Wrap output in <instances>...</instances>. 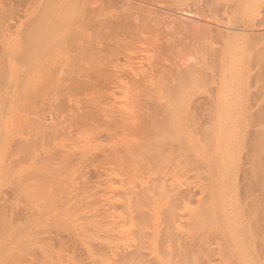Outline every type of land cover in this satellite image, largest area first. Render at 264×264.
Here are the masks:
<instances>
[{"label":"rangeland","instance_id":"rangeland-1","mask_svg":"<svg viewBox=\"0 0 264 264\" xmlns=\"http://www.w3.org/2000/svg\"><path fill=\"white\" fill-rule=\"evenodd\" d=\"M74 1H75V3H74ZM74 1L72 2L70 0L69 1L68 0H0V18H1L0 23L2 22L1 26H0V27H2V28H0V55L1 54L2 55L0 56V58L3 56V58H1L2 61L0 59V61H1L0 62V69H3V73L1 72L2 74L7 75V76H5L6 78H4L3 77L4 75L0 74V89H1L0 95H2V96H0V102H1L0 103V205L2 206V204L4 203L3 207L5 209L7 206L5 207L4 205H9V207L10 206L12 207V208L10 207L11 211H12L11 212L8 209H7L8 211L7 210L5 211L4 208L2 209L0 206V208L2 209L0 213L2 214L3 210L6 212V213L4 212L5 217L2 216L4 214L1 215L2 217H0V223H1L0 224V264H9V263H12V264L13 263L14 264H16V263L17 264H19V263L20 264H97V262L95 263V261H93V259L96 257V255H94V254H96L97 252H99L101 250L100 247H103V245L102 246L99 245L100 244L99 242L101 241V244H103L102 242H104V246H106V243L109 241V239L107 238V236L109 237V235H106V234L108 232H110V230H109L110 228L114 229L115 227H117L118 224L119 225L121 224V227L118 226L117 228L120 227L122 229H120V230H118L117 228L116 229L119 232L122 230V233H123V231H125L123 234L120 235V238H122L123 235L125 236L126 233H129V234L134 233V235L137 234L138 231H136V229L139 228L138 225L146 224L145 226H143L144 228L142 227V229L145 230L144 232L148 231L147 232L148 235L152 231L151 232V234H152L151 238H153V239L146 238L147 234L144 237L145 233H143V234L140 233L143 235V238H141L142 235L140 236L137 234V236H133V235L127 234L128 236L127 237L125 236V238H127V240L130 239L132 236V238L130 240H128V241L126 240L128 243H131V244H128L126 241L120 242L121 240H120V238H118V236H119L118 234H120V233H118L116 235L113 233L112 234V235H114L113 238L116 236L119 239V241L118 240L112 241L111 239H110L111 242L109 241V243L113 244L115 242L117 245L116 248L114 247L115 249L112 248L113 245H111V244H110L111 246L109 245L110 248L115 250V251H113L114 255L112 253H110L111 249L108 247L110 249V250H108V248L106 247L107 250L109 251V254H108L109 258H107L108 256L105 257V255H107L106 252H108V251L106 250L105 247H103L102 248L103 251L101 250L100 254H101V252L103 254L105 252V255H103V257L101 258L100 254L97 253V257H99V258L96 257L97 260L96 259H94V260L98 261V259L99 260L101 259L100 262H102V264H109L110 258H111V261L118 258V255H120L119 254L120 250L122 252L124 251L123 254L129 253L128 251H130L132 253H139L140 252L139 254H141V251L138 252L135 249L138 247V245L139 246L142 245L143 248H144V246H146V248H148L149 247L147 244L148 242H149V245L151 246V248L153 247V249H152L153 252H155V253H152V255L158 253V250H157V248H158L161 251V252H159L161 258H159V256L157 257V255L156 256L154 255L156 258L153 257V259L150 261L148 256H151V254H150L152 251L151 248L149 247V249L151 251L149 249H147L150 251V252L148 251V253H149L148 254L146 251V248H144V250H143V248L140 247L139 250L142 248L141 249V250H143L142 252L143 253L146 252V254L148 255L147 258L144 257L145 259H143V261L147 260L146 262H144V264L149 263L148 259H149L150 263L151 262L155 263V261H153V260L156 259V261H157L156 264H159L158 262H161L160 264H165L164 262L166 261L167 256H165L166 259H165V261H163L164 259H162V258H164V256H162V255L167 254L168 257L171 256L170 253L175 252L176 249H178L177 245L179 243L180 244L178 245V247L181 249L179 250L180 252H178V251L175 252L176 255H178V254L186 255V252L188 255L190 251L192 252L193 247H194L193 251H195V252H192V254L196 253V250L198 251L202 248H203L202 251H204L203 245H201V246L199 245V247H198L199 249H197L196 246H198V245H196V244H195L196 246L194 245V246H192V248H191V246L189 247V245H191L190 243H189V245H186L188 243L184 244V242L185 241L187 242V240L183 239L182 237H184L185 234L190 232L192 234L193 238L191 235H189L190 233L187 236L188 237L191 236L190 238L194 239L193 242L195 241V239L198 240L199 233H195L196 231H194V230L199 229L198 227H199L200 223L196 224V225H198L197 226L198 229H195L194 227H193L194 230L192 229L196 235L193 234V231L192 232L187 231V228L185 229V227L187 226L188 220H189V222L190 221L193 222V219L195 220L194 216L191 215L193 213L190 212V211L197 212L196 210L192 209L193 205H194L193 208L199 209L198 205L196 203H197V201L199 203V201H200L199 197H203V195H201L202 191L201 192L198 191V188L200 190L201 186H203V188H204V186L209 187L208 184L211 183V181H212V183H211L212 186H211V184H209L210 188H211V190L210 189L209 190L211 191L210 196H212V198L211 197L209 198V199H211V201H209V202L212 203V206L209 203V206H210L209 208H211V207L213 208L212 209L213 213L209 216V218L213 215L214 217H211L210 220H211V222H212V220H215V223H214V221L212 224L209 222L208 223L205 222L204 225H206V223L208 225L214 224L216 227L214 232L216 230H218V231H216V232H218L217 234H219V233H221V234H220V237L218 238L219 235L216 237L217 234L214 236V232H213L212 236L208 235L211 237V239H209L210 238L209 237V238H207V240H205L206 239L205 236H207V235H206V233H204L202 231V233H204L205 235L203 234V235L199 236V240L197 243H199V241L202 242L204 239L205 241H203V242L205 245H207L205 250L207 249V247L212 248L213 246H215L214 249L216 251L212 248L213 250H211V252L214 251L216 253L217 250L218 251L221 250L220 251V253L222 254L221 257L222 256L224 257L225 255H226V257H228L227 254L223 255V253H222V251H225V248H226V251L228 249V251H229L228 255H230L231 259H234L233 260L234 262L232 260H230L231 264H232V262L234 264L235 261H236L235 264H264V227H263L264 226L263 225L264 224V219H263L264 215L261 214L263 216L261 218V219H263V221H261L260 220L261 216H258L259 213H257V211L259 212L260 207H263L262 208L263 211L262 210L261 211L264 213V206H263L264 205V201H263L264 196L262 197V192H264V184H263L264 183V176H263V174H264V171H263V169H264V154H263L264 150L263 149H264V147L263 146L264 145H262L264 143L263 142L264 141V134H263L264 133L263 132L264 131V120L262 119V118H264V114H263L264 113V110H263L264 109V96H263L264 95V87L262 84V83H264V81H263L264 80V73H263L264 72V70H263L264 69V62L262 61V60H264V58H263L264 57V38H263L264 37V0H215V1L213 0L215 3H213L212 0H209V1H211V3L209 1L207 2V0H99V1H95V2L90 1L89 3H87L88 0H86V2H85V0H81V1L79 0V3H78V0H74ZM206 3L209 4V7H208V4L206 5ZM133 5L134 6L137 5L140 8H138V7H137L138 9H136V7L132 8ZM151 7H152V9H151ZM149 8L153 11H156V12L158 11L157 12L158 14L160 13L162 15L167 16V17H165L166 18L165 19V29H164L165 34L163 32L161 33V27L154 25L152 23L150 25V23L149 24L147 23L148 21L145 22L146 19L144 18L145 16H143L142 11L149 9ZM88 9H89V11H88L89 13H87V11H86ZM136 12H137V14H136ZM138 15H142V18H144V19H141V16H139L140 18H138L137 17ZM144 15H146V14H144ZM162 15H160V16L162 17ZM176 18H178V19L182 18L184 22L187 18H188L187 20L190 19L191 21L194 19L196 21V25L200 26V24H201V27L205 26L206 30L210 28L209 30L212 31L211 33H214V35L213 34H210V35H212L214 37L211 36V39H210V35L209 36H208V34L206 35V32L203 35L201 32V34H197V35H201L200 39H199V36H197L196 34L193 37V33H192L191 38H190L191 32H188L186 30L187 33H190V34H186V35H189L187 37L185 35L186 32L184 30L182 31V28L177 27L178 26L177 21H179V20ZM136 19H138V20H136ZM182 19H180V20H182ZM174 20H175V22H174ZM187 20H186V22H188ZM129 21H130V23H129ZM171 22L172 23L177 22V25L175 26V24H172ZM35 23H37L39 26H37V24H35ZM135 23H136V25H135ZM169 23H170V25H169ZM197 23H199V24H197ZM127 25H129V26H127ZM36 26L38 27V29ZM163 28H162V30H163ZM179 28L181 29L179 31H182V33H180L178 31V34H177V31H176V34H175V32H173V31H175V29L177 30ZM32 29L38 30V33H37V31L32 32ZM25 31H26V33L29 32V34L27 33L28 36H26ZM213 31H215V32H213ZM34 32H36V33H34ZM217 32H218V35L220 34L219 36L217 35L218 37L215 36V34ZM30 33L32 35H35V34L38 35L39 33H41L42 37L39 40L38 37L40 35H38L37 37L34 36L35 38H33V37H31L32 35H30ZM221 34H224L225 37L222 38L223 35H221ZM196 36L198 37V39ZM203 36H207L209 38H207V37L205 38ZM28 37L30 38V40ZM202 37H203V39H202ZM26 38H28L27 39L28 41L25 40ZM31 38H33L34 40L37 38V40L39 41L38 44L41 43L40 47L41 48L44 47V48L41 49L38 47L37 48L34 47L35 43H34V45L28 44L29 42H31V43L34 42V41H31ZM193 38H195V39H193ZM212 38H214V39H212ZM253 38L255 41L252 40ZM44 39L46 40V42ZM38 41H36V43ZM252 41L254 42V44L256 42V45L253 44V47L251 46ZM26 44H28V46ZM38 44H36V46H39ZM247 44H248V46H247ZM249 44H251L250 45L251 47H249ZM32 46L34 48H32L31 50L34 49L33 51L35 53L40 54V55L35 54L38 58L35 57L34 54H31V50L30 51L25 50V48L26 49L28 47L31 48ZM48 49H50V51H48ZM39 50H41V52ZM1 51H3V52L1 53ZM22 51H24V53H25V55L23 54L24 56L22 55V53H23ZM37 51H39L40 53H38ZM46 51H47V54H46ZM26 52H28V56H26L27 55ZM44 52H45V54H44ZM29 53H30V56H29ZM78 53H79V55H82L83 59L80 58L81 56H79V58H78ZM43 55H45V56H43ZM85 56H86V58H85ZM29 57H31V59L36 58L38 60L36 61L33 59L34 61L32 62V64L30 62L31 65H29V61H31V59ZM40 57H42L43 60ZM26 58L27 59L29 58V60H27ZM92 58L94 60H96V62L93 60V63H90V62H92L91 61ZM16 59H18V60H16ZM202 60H203V65L204 66L206 65V66L204 68V66L202 65L203 69H202V67L200 69L203 70L202 72L204 73L205 76L199 75V74H203V73L202 72L199 73L200 70H198L196 72H192L195 75V76H193V77H195V79H193V77L191 76L193 74L189 73V72H191L190 69L193 67V65H194V67L195 66L200 67ZM88 61H90V62L88 63ZM205 61H206V63H205ZM2 62H3V65H2ZM37 62H39V63H37ZM152 63H156L161 68V70H165V81L168 82V83L165 82V91H164L165 94H160V96H163L165 99L160 97L158 94H156V99H155V95H154L155 93L152 94V96H154L155 101H158L159 104H162V102H165L164 105H166V107L163 105L165 107V110L163 108H161V111L163 113H165L166 116L161 111H160L161 114H160V112L158 113L161 116H162V114L165 116V117L162 116L163 117L162 119H166V120H164L165 122H161L163 120L159 121L158 119H156L161 124L165 123L166 129H165V132H164V129H162L164 132V133L162 132V136L160 135L161 134L160 132L162 131L161 126H163L164 124L160 126L161 131L159 130V128H158V130L156 129L157 131H155L156 133L158 131H160L159 132L160 138L157 137L158 135L156 136V133L153 131L154 129L152 130L150 128L151 123H153V119L150 121L148 119L150 117V115H146L147 113L149 114V110H150V112H151V110H152V112H154L155 110L156 111L159 110V108H158L159 104L157 105L156 102H155L156 103L155 104L153 99L150 100L153 102L148 101V98H150V97H148L149 93L148 94L144 93V95H147V100L146 99L143 100L144 97H141L140 99L139 98L136 99V101L138 99H139L138 101H140L142 99L144 101V102L140 101L142 104H140V102H138V101L137 102L135 101L136 103H138L137 104L138 110H142L143 111L142 114L148 116V117H145V116L144 117L146 119H148L149 122H151V123L148 122L149 124L147 126L146 125L139 126L138 125L139 122H137L138 126L135 125L136 123L134 124V126L132 123L130 124L132 126H127V125L122 126L123 124L119 125L120 122H118V125H119L118 126L116 124L117 123L116 120H118V119L114 118V117L119 118L118 116L121 115L120 113H121L122 109L125 110V108L128 107V113H129L130 109H133L132 108L133 105H131V104L135 103V102H132L133 100H131V99L136 98V96L140 97L142 95V94L140 95V93L142 91H145V90H142V89H144V86L141 85L142 81L140 83L138 82V78L140 77L142 72H145L149 69V66ZM195 63H197V65ZM198 63L200 66L198 65ZM25 65L28 67L30 66L28 69H31V70L25 71V70H28ZM32 65H34V66H32ZM71 65H76L75 67L76 68L80 67L81 70L79 68L75 69L74 66H72V68H71ZM95 65H96V67H95ZM3 66H5V67H3ZM57 67H58V69H57ZM62 67H64V68H62ZM88 67L89 68L92 67V68L89 69ZM206 67L208 68V70L206 69ZM195 68H193V70H195ZM4 70H5V72L7 71V73H5ZM71 70L72 71L74 70V71L72 72ZM85 70H87V71H85ZM0 71H2V70H0ZM81 71H83V72L80 73ZM204 71L205 72L207 71V72L205 73ZM57 73H58V75H57ZM69 73H71L72 75H70ZM187 73L191 74L190 77H192V78L189 77L190 78L189 79L187 76H185ZM67 74H68V76H67ZM189 74H188V76H189ZM257 75H258V77H257ZM70 76H71V78H70ZM73 76H75V77H73ZM83 76H85V77H83ZM97 76H98V78H97ZM197 76H199L198 77L199 79L198 78L196 79ZM250 76H252V78ZM185 77L189 80L186 79V81H185V79H184ZM204 77H205V79H204ZM68 78H70V80ZM82 78H83V81H82ZM89 78H91V80H89ZM179 78L181 79V81H184V82L180 83ZM1 79L5 80L7 82H2ZM87 79L90 82L87 81ZM206 79H208V80H206ZM85 81H87V82H85ZM4 83H6V85H4ZM68 83H70V84H68ZM84 83H85V85H84ZM89 83L92 84V86L95 83H97V84H95L96 86H93V87H95L94 89L90 90V88H93V87L92 86L90 87ZM142 83H145V82H142ZM251 83H252V85H250ZM87 85H89L88 87H90V88H88L89 89L88 91H87ZM144 85H147V84L145 83ZM20 86H21V88H19ZM76 86H80L81 88H79V87L77 88ZM85 87H86V90H85ZM4 88H5V90H3ZM6 88H7V90H6ZM61 88L63 91L61 90ZM67 88H69V89H67ZM18 89H20V91H18ZM261 89H263V90H261ZM5 92H6V94H4ZM7 92L9 94H7ZM18 92L20 94L22 93L21 96L19 95ZM260 92H261V94H260ZM136 93H138V95ZM168 93H171V94H168ZM124 94H126V95H124ZM29 95H30V97H29ZM158 96H159V99L157 98ZM17 97H19V98H17ZM126 97H128V98H126ZM130 97H131V99H130ZM250 98H251V100H250ZM127 99L129 101L131 100L130 102H132V103H130ZM161 100H163V101L161 102ZM75 101H77V102H75ZM5 103H6V105H5ZM125 103L128 104V106L124 105ZM212 103H213V105H212ZM167 104H168V106H167ZM130 105H131V108L129 107ZM71 106H72V108H71ZM121 106H122V108H121ZM123 106H125V108ZM247 106H249V107H247ZM97 107H99V108H97ZM133 107L135 108V106H133ZM192 107H194V108H192ZM117 108L118 109L121 108V110H118V111H120L118 113H116ZM155 108H158V109H155ZM99 109H101V111ZM109 109H111V110H109ZM136 109L137 108H135L134 111ZM72 110H74V111H72ZM195 110L197 112H192ZM211 110H212V112H211ZM168 111H169V113H167ZM255 111L257 114L255 113ZM71 112H73V114ZM141 112H140V116H143L141 114ZM191 112L195 113V114L198 113V114H196L197 115L196 120L198 118L197 125L198 124L201 125V123H202L203 126L202 125L197 126L196 124L195 125L190 124L193 126L187 125L189 122L191 123V121H193V120L195 121V119L191 120L188 118L189 114ZM128 113H127V115H128ZM131 113H133V112H131ZM219 113H220V115H219ZM246 113H248V115H250L249 118L251 117L250 119L248 118V121L246 118V117H248V115ZM122 114L125 115L123 112H122ZM155 114H154V117L152 115H151V117L155 118L156 117ZM127 115H125V117H124L125 120H126V118H128ZM68 116L71 118L73 117V118L71 119ZM131 116L134 119L135 118L137 119L139 114L137 117L130 115V117ZM140 116H139V120H140V118H144V117H140ZM159 116H158V118H161ZM170 116H171V118H174L172 120V122H174L173 123L174 125L169 122L171 124V126H169V123H168L169 119L171 121V118H169ZM211 116H213V117L211 118ZM259 116L261 118H259ZM74 117H76V118H74ZM121 117L122 116H120V118ZM166 117H168V118H166ZM254 117L256 119H254ZM33 118L35 120L37 119L36 122H39L36 125L37 128H34L36 122L34 123L35 120ZM186 118L188 120H190V121H188V123H186L187 122ZM191 118H193V117H191ZM134 119H131V120L135 122ZM146 119H145V121H146ZM212 119H213V121H212ZM39 120L41 122H43L45 130L40 131V129L38 128V126H39L38 124H41ZM69 120H70V122H68ZM72 120L73 121L76 120L75 122L76 123L78 122V124L75 123V125H73L74 123L72 122ZM122 120H123V117H122ZM125 120H124V122H125ZM208 120H211L212 122L211 121L210 122L213 123L212 125H214V126L208 125V124H210V122H208ZM250 120H251V122H250ZM256 120H257V122H254ZM259 120H261V121H259ZM63 121H66L67 124H66V122H65V124H63L64 123ZM141 121H142V119H141ZM143 121H144V119H143ZM154 122H156V121H154ZM166 122L168 123V125L166 124ZM68 123H71V124H68ZM79 123H80V125H79ZM127 123H128V121H127ZM145 123L143 122V124H145ZM158 124H156L157 126L155 125L154 127H152V126L151 127L152 128L159 127ZM61 125L65 126V129ZM178 125H180V126H178ZM40 128H42V126ZM20 129L22 132L20 131ZM42 129H44V128H42ZM147 129H149V130L151 129L154 132L153 134H155V138L157 137L160 140L158 142L159 146L161 143L162 145H165V146L161 145V147L163 149H164V147H166L164 149L165 152H163V153H165L164 154L165 157H163L165 160V163H164V160L162 162L161 159H156L157 161L160 160L159 161L160 163L162 162L163 164H165L164 168H166V170H164V171L168 170V172H169L168 173L169 177L167 175V172L165 173L164 171H163L164 172L163 175L159 174L161 177L159 176L158 179L161 178V180H162L165 178L164 180H162L163 183L161 180H159V181H161V184H164L163 186H165L164 182H166V186H167V188H169V190H171L170 188H172L173 186L174 187L172 189H174L175 187L177 189L181 188L182 190L181 189L179 190L181 192H183V191L187 192L188 190H190L192 192V194L194 193L193 196L195 197V199L198 198L195 200L194 198H192L193 197L192 194L190 192H188V194H191L190 196H192L191 199H193V200L191 202L189 201L188 197H190V196L187 193H186V196H188V197L186 198V200H183L184 199L183 197H186V196H183L184 194L182 193L183 194L182 195L181 192H179V191H178L179 193H177L175 190L176 194L182 195V197H180L178 195V197L181 198L180 199L181 202H180V200H176V202L178 204H181L183 207L186 205L187 209H186V207H184L185 210H184V208L181 209L182 206L181 207L179 206V208H177V206H178L177 203H176L177 206L173 207V206H175L174 198L176 197V194L171 193V195H169V193H166V195H169V197L172 195L174 197V195H175L174 198L170 197L174 202V205L172 206L173 203H171L169 201L171 199L168 196H165L163 194L167 190L166 186H165L166 190L164 189L163 192H161L163 189L162 190L158 189L159 186L156 188L155 185H156V182L158 180L156 181L157 176L155 178L154 175H158V174H155L154 170H156V173H157V169L153 168L154 169L153 170L151 167V170L153 171L154 174L152 173V171L150 169L147 170V168H149V166H147V164L149 162H152V160L149 161V159L147 158L148 161L145 162V158H143L144 159L143 163H146V164H143L142 160H140V159H142L141 157H144V156H142L144 153H142L141 151H143L145 149V147H143V146L146 144L145 143L146 140L149 138H152V139L154 138V135L151 134L152 132H150V134L152 136L147 138V135L149 133V130H147ZM64 130H65V132H64ZM255 130H256V132H255ZM37 131H40L41 134L39 132L37 133ZM203 131L204 132L206 131V133H205L206 136L210 135V136H208L210 139H208V137H206V136H203V135H205L203 133ZM174 132H176V133L174 134ZM259 132L260 133L262 132V134H260ZM165 133H166V135H165ZM170 133L174 134V135H171ZM168 134L171 135L170 137H172V136L175 137V138H171V139H174V143L169 138ZM252 134L254 136H251ZM164 135H165L164 140H162ZM183 137H185V138H183ZM261 137H263V140ZM155 138H154V140L158 141V140H156L157 138L156 139ZM166 138L169 141V143L166 140ZM205 138H206V141H205ZM246 139L248 141L249 140L250 141L246 142ZM251 139L253 141H254V139H256L255 140L256 143L253 141L251 142ZM20 140L23 142V145L26 144L27 148H26V146L24 148L22 144L20 145V142H21ZM25 140L27 142H25ZM30 140L32 142L34 141V143H32ZM140 141L144 142V144L140 143L144 149L142 148V150H140V149L136 148V150L137 149L140 150V151H138V153L140 152V153H142V155H139L134 150L135 147L133 148L134 145L136 146L137 142H138L137 145L140 146L139 145ZM148 141L149 142L151 141L150 146L152 145L153 148L158 147V149H159V146H156L157 143H155L156 147H154L153 141L151 139H149V140H147V143H148ZM243 141H244V143H243ZM126 142H127V144L130 143L129 147L132 146V150L136 152V153L135 152L134 153L138 154V155L133 156V158L135 157L134 159L137 160L136 161V162H138L137 164H136V162L134 163L135 160L132 161V158L131 159L129 158V155H130V157H132L131 155H134V153L128 155L127 151L129 150V148L126 151V149H127V147L125 146V145H127ZM176 142H177V144H176ZM245 142H246V145H245ZM249 143H250V145H249ZM252 143H254V144H252ZM30 144H32V146ZM16 145H17V147H16ZM146 145L148 146L149 144H146ZM172 145H174V146H172ZM141 146L139 148H141ZM147 146H146V148H152L150 146H148V147ZM14 147L18 148L20 151L18 149H14ZM20 147H22V148H20ZM113 147H114V149H113ZM153 148H152V150H153ZM162 148L160 149L161 154H160V150L158 152L159 155H161V156L163 155L162 154ZM172 148L175 151H172L173 150ZM186 148L189 150H187ZM11 149H13V151H15L16 153L13 152ZM29 149H30V152L27 151ZM177 149H180V150H177ZM23 150H25V152ZM132 150H130V151L132 152ZM145 150H147V149H145ZM145 150H144V152H147ZM149 150H150L149 151L150 153L149 152H147V154L145 153V156L147 155V157L150 158L152 155V157H151L152 159H153V156H155L154 159L157 158V156H158V158H161L156 153L157 149H154L156 152L154 150L152 151L151 149H149ZM251 150H253L254 152ZM17 151H19V152H17ZM21 151H23V152H21ZM26 151L28 153H26ZM53 151H54V153H53ZM169 151H170V153H169ZM20 152L23 154H21ZM152 152H154V155L152 154ZM173 152H174V154H173ZM178 152H180V153H178ZM258 152L260 154H258ZM12 153H13V156L11 155ZM52 153L54 154V156L52 155ZM59 153H61V154H59ZM124 153H125V155L126 154L127 155L125 156ZM247 153H249V154H247ZM155 154H157V155H155ZM251 154L254 155V157ZM256 154H258V155H256ZM55 155H56L57 159L55 158ZM67 155L68 156L70 155L69 156L70 159H67L68 158ZM79 155H81V156H79ZM82 155H84V156H82ZM171 155H172V157H169ZM8 156H9V158H8ZM49 156L50 157L53 156L54 158H50ZM65 156H66V158H65ZM136 156H139V157L136 158ZM177 156H179L181 158L179 159ZM187 156H188V158H187ZM189 156H191V157H189ZM258 156H260L259 161H258ZM127 158L131 161H129ZM138 158H140V159H138ZM248 158L250 160H248ZM254 158H256V159H254ZM54 159H55V162L57 161V163L54 162ZM178 159H179V161H178ZM195 159H196V161H195ZM260 159H262V160H260ZM59 160L61 161V163L64 162L62 165H63V167L66 166L65 168L61 167ZM123 160H125V161L122 162ZM127 160L129 161L128 163H127ZM253 160H254V162H256V166L259 168H257V167L253 168V167H255L254 166L255 163L253 162ZM14 161H16V162H14ZM172 161L174 162V164ZM260 161L263 163L260 164L259 163ZM9 162H11V163H9ZM39 162H40V164H39ZM168 162H169V164H168ZM141 163H142V165H141ZM152 163H154V162H152ZM152 163H151V166H152ZM188 163H190V164H188ZM155 164L156 163H154V166H155ZM250 164H251V166H250ZM134 165H136V166H134ZM177 165H179V166H177ZM198 165L201 168H198ZM206 165H208V166H206ZM4 166H6V167H4ZM188 166H190V167L193 166V168L191 167L193 171L190 170L191 168ZM137 167H138V170H135V169H137ZM139 168H140V171H139ZM157 168H159V167H157ZM175 168L178 171L180 170L179 173L177 172V170ZM187 168L189 169L190 173H187L188 172ZM196 168H197V170H196ZM202 168H204V169H202ZM248 168L249 169L251 168V169L249 170ZM34 169H35V171L33 172ZM37 169H38V171H36ZM52 169L53 170L55 169L57 171H55V170L53 171ZM169 169H171V171ZM252 169L255 171L257 169V171L255 172V175L253 174V172H252L253 175L251 174ZM258 169L260 170L262 175L260 174ZM3 170H5V171H3ZM49 170L52 172L49 173L50 172ZM129 170L131 172H129ZM159 170H160V168H159ZM175 170H176V172H175ZM8 171H10V172H8ZM123 171H125V174L123 173ZM147 171H149V174ZM191 171H192V173H191ZM246 171L248 172L247 173L248 176L244 175V174H246ZM5 172L7 174H5ZM139 172L140 173L142 172V174H144V172L146 173V174H144L145 177H143L144 175L142 176L143 177L142 179H143V181H145V183L144 182L140 183V182H142V180H140L141 175L139 174ZM150 172L152 173L151 177L154 176L153 179L151 177L149 178V176H148V175H150ZM180 172H181V175H180ZM53 173L54 174L56 173V175H54ZM60 173H61V175H60ZM127 173H129V177H128ZM136 173H137V175H136ZM158 173H160V172L158 171ZM173 173H175V174H173ZM199 173H200V176H199ZM256 173H258V174H256ZM134 174L136 175L135 180H134V177H135ZM218 174H219V176H218ZM249 174H250V176H249ZM259 174L261 177L259 176ZM6 175L7 176L9 175V176L7 177ZM42 175L45 176L46 178L50 177V179L48 178L49 180H47V179L44 180L43 178H45V177H43ZM51 175H52V177H51ZM165 175L167 178L164 177ZM178 175H180V176H178ZM213 175H215V176H213ZM31 176L32 177L34 176V179ZM37 176H39V177H37ZM147 176H148V178H147ZM162 176H163V178H162ZM172 176H173V178H172ZM182 176H184L183 179H182ZM252 176H253V178H252ZM254 176H256V177L254 178ZM22 177H24L26 180ZM138 177L140 179H138ZM180 177H181V179H180ZM201 177H203L202 179H205V181L202 179L200 180ZM28 178H30L31 180H29ZM54 178H56V179H54ZM58 178H59V180H58ZM154 178H155V183H153ZM178 178L180 179L179 181H178ZM195 178H196V180H195ZM218 178H221V179L217 180ZM250 178H252V179H250ZM53 179L56 181L58 180L57 183ZM124 179H125V183L123 182ZM147 179H148V181L153 180V182L152 181L151 182L154 184V186H151L152 185L151 182H146ZM176 179H177V181H176ZM168 180H170V181H168ZM171 180L173 183H171ZM193 180L195 182H193ZM248 180H249V184H248ZM260 180L261 181L263 180L262 181L263 183ZM42 181H44V183ZM64 181H68L69 183L68 182L64 183ZM159 181L157 182L158 185L160 183ZM256 181H258L259 183H256ZM39 182H40V184H39ZM121 182L124 184H122ZM50 183L51 184L54 183V184L51 185ZM120 183H121V185H119ZM134 183H136V184H134ZM147 183H151L150 186H151V189L152 188L153 189L152 190L150 189L148 191L151 192V194H152V196H154V198H152L151 194L148 195V193H150V192H148L147 194L145 193L147 191V189H149V187H150V186L149 187L147 186L148 185ZM183 183H184V185H183ZM185 183H188L189 185H187ZM194 183H195V185H194ZM202 183H203V185H201ZM125 184H128L129 186H127ZM140 184H141V186H140ZM161 184H160V186H161ZM205 184H207V185H205ZM256 184L257 185L261 184V185L257 186ZM30 185H31V187H30ZM41 185H42V187H41ZM123 185H125V187L127 186L128 187V188L126 187L127 189H129V187L131 186V188L129 190H132V192L130 193V191H126L127 189L125 190V188L124 189L122 188L120 190L121 187H119V186H123ZM132 185H134V187ZM135 185H137L136 188H135ZM143 185L144 186L146 185L145 188H147V189H145L146 191L141 190L145 193L144 194L142 192L141 197L143 195H145V196L147 195V198H145V199L148 200V198H149L148 196H150L152 199V200H149L147 202L148 203L150 202V205H151L150 209L152 208L153 210H147L149 208H146V207H149V205H146V203H145L146 207H144V205H143V207H144L143 209H145V211L147 210V213H150V215H152V217H153V219H152V218H150L151 216L150 217L148 216L147 219H150V220H147V221H146V219L143 218V216H144L143 213H145V211L142 209L141 212H139V210H138V209L142 208V206H140V205H142L143 202H146V201L144 198L143 199L138 198V197H140L141 191L139 193V196H137V194H136V193H138L139 189H141V188L144 189ZM249 185L251 187H249ZM14 186H15V188H14ZM25 186L28 188H23ZM38 186L41 187L42 190L45 191V193H44V191L40 190L41 188L38 189L37 188ZM60 186H61V188H60ZM195 186H196V189H195ZM252 186L258 187V189L255 187H254L255 188L254 189ZM259 186H261L263 188H261ZM44 187H45V189H44ZM77 187H79V188H77ZM161 187H159V188H161ZM217 187L219 188V191H218ZM34 188H36L37 190ZM259 188H260V190H259ZM26 189H28L29 191H26ZM46 189H48V190H46ZM63 189H64V191H62ZM114 189H115V191H114ZM118 189L120 191H117ZM136 189H138V191ZM154 189L155 190L158 189L159 191L155 192ZM247 189H248V192L245 193V191H247ZM13 190H14V192H13ZM15 190H17V191H15ZM55 190H56V193H55ZM88 190H89V193H88ZM122 190H124V191H122ZM133 190L135 191L136 195L134 194ZM242 190H244V191H242ZM34 191H36L35 195L33 193ZM97 191H99L100 194ZM105 191H107V192H105ZM111 191H112V193H111ZM6 192H7V194H6ZM52 192H53V194H51ZM77 192H79V193H77ZM154 192H155L156 196L154 195ZM159 192H161L160 194H162L163 197H161ZM167 192H171V191H167ZM95 193H97V194H95ZM119 193H120V195L121 194L122 195L119 196ZM124 193L126 195L128 193H130V195L131 194L135 195L138 198V200L135 199V197H133V198L135 200H137V204H139L138 203L139 199H141L142 201L144 200V201L143 202L141 201V204H139V206L136 204L139 207L138 208L135 205L136 201L134 202V199L132 198V196H131V198H132V201H131L129 199L130 198V195H129L128 200H130L134 204L131 202H129V203L132 204L131 206L135 205L136 208L131 207V206H129L130 204L128 205V203H126V201H128V200L127 199H126V201L124 200V198H123ZM242 193L243 194L245 193V194L243 195ZM12 194L13 195L16 194V195H14L15 197H13ZM207 194L209 195L210 193H207ZM71 195L74 197H72ZM77 195H79V196H77ZM96 195L97 196L99 195V196L97 197ZM126 195H125V197H126ZM27 196H28V198H27ZM53 196L54 197L56 196V197L54 198ZM87 196H88V198H87ZM95 197H96V199L100 198L102 200V202H101L100 199H97L99 202H101V204L102 203L107 204V205L104 204V205H106L105 209H104V205L102 208L100 203H99L100 206L96 204V201H95L96 199H94ZM120 197H122L123 199H121ZM167 197L169 198L168 201H167ZM17 198H19V199H17ZM85 198H87V199H85ZM109 198L110 199L114 198V199H111L112 200V202H111L109 200ZM119 198H120V200H119ZM160 198H162V200ZM206 198H208V196H206ZM256 198L258 199V201L256 200ZM34 199L36 201H34V203H33ZM37 199L39 200L38 202H37ZM106 199H108L107 202H105V201L103 202V200H106ZM24 200H26V201L24 202ZM28 200H30V201H28ZM80 200H81V202H80ZM165 200L167 201V205L171 203V205H169L168 207H173V209H181L183 211H181V210H176V211L174 210L173 211V209H171L173 211V212H171V210H169V208L167 207L166 204L163 205L164 203H166ZM251 200L254 201L256 204L251 202ZM7 201H8V203H7ZM76 201H78L79 203ZM88 201L90 202V205L92 204V206H94V203H95L96 207L99 206V207H97V209L100 210V208H102L103 211L107 210L110 212V210L114 207L113 209H115V210H113V209L111 210V211H114L113 215L111 212L112 216H114L115 211L118 209L117 210L118 213L116 212L115 220H114L115 216L113 218L112 217L107 218V220L109 219V221L113 220L115 225H116V223H118V221H120L119 219L121 217H117V215L119 216L120 212L122 214L123 209L121 210V207L122 208L126 207V209H127L126 211L128 212L127 216H130V214H131V216L129 218H125L124 215L126 213L124 214V212H123L122 218L124 220H122V223H123V225H125L126 223L124 224V222L127 219H129V220H127L128 224H126V226L127 225L128 226L127 227L125 226V229H124L123 228L124 226H122V223H118L113 228V227H111V224L108 223L110 225V227H107V224H106L107 220L105 218L107 216H110V215H108L107 214L108 212L105 211L106 213L104 212V214H107V215H106V217H105V215H102L103 218L105 219V220L102 219V221L104 220V222L106 224V226H104V228L106 227V229H108V230H107V232L101 233L102 231H106V229H103V225H102L103 230L101 232H97L98 229L96 230L95 227L97 228L99 226L98 225L99 223L96 222V224H93L90 226L88 224H86V221L90 216L89 215L90 210H89V212H86L90 208V206L87 205V204H89ZM93 201H95V202H93ZM108 201L112 204L111 206H113V207L109 206L110 203ZM188 201L190 202V204ZM259 201L261 202V204H263L262 206H261V204H259ZM73 202L76 204H74ZM122 202L124 203V205L126 203V205L124 207L121 204ZM185 202H187V203H185ZM219 202H221V203L219 204ZM247 202H248V204H247ZM29 203H30V205H29ZM65 203L67 206L65 205ZM81 204L82 205L84 204L83 205L84 207H86V205H87V207L89 206L88 209H87V207L84 208V209H86L84 211L86 214V218L88 215V218L86 219V221H84L85 224L82 221L83 218H85V215L82 214L84 212L81 211L82 212L81 213L80 210H79V213L84 215V217H80V218H82V220L80 218L76 219V221L72 220L74 218H78L76 216L80 215V214L76 215V214H78L76 212L78 210H76L75 211L76 213L74 214V210H75L74 208L77 209V208L81 207L82 206ZM258 204L260 205L259 209L256 210V208H258V207H256L254 209L253 207L257 206ZM38 205H39V207H38ZM44 205L46 206V208ZM115 205H117V206H115ZM161 205H163V206H161ZM200 205H199V207H200ZM48 206H50V207H48ZM77 206H79V207H77ZM155 206H156V209H155ZM160 206L162 208L163 207L165 208V206H166L167 210H169L172 213L171 217H168L170 215L167 214L168 212L166 211V208L161 209ZM69 207L74 209L72 212L73 214L70 213L71 216L72 215H75V216H72V217L70 216V218L68 217V219H67L66 218L67 215H65V212L66 211L69 212V210H66V208L68 209ZM96 207H94V208L96 209ZM116 207H118V208L116 209ZM71 208H70V210H71ZM108 208L109 209L111 208V209L108 210ZM129 208H131L132 210H133V208H134V210L136 209V211H135L136 215H134L135 212L130 210ZM244 208L247 210L246 213L243 212ZM248 208H250L249 211H248ZM251 208L254 209L252 211L256 210V212H251V215L249 213L250 217H247L248 216L247 214H248V212H250ZM40 209H42V210H40ZM43 209L44 210L45 209H47V210L51 209V210L48 212V214L44 215ZM81 209H82V207H81ZM219 209H221V210H219ZM64 210H66V211H64ZM160 210H162V211H160ZM163 210H165L167 215L163 213ZM41 211L43 212V214H41L42 213ZM92 211L94 213L93 209H92ZM92 211H91L92 216L95 214H99V216H100L101 212L98 213V211H96V213L93 214ZM103 211H102V213H103ZM124 211H125V209H124ZM142 211H144V212L142 213ZM151 211H155V212H151ZM261 211H260V213H262ZM8 212H9V214H8ZM35 212L37 213V215ZM39 212H41V213H39ZM63 212H64V214H63ZM170 212H169V214H171ZM174 212H176L175 214L178 213L177 215H181L182 218L177 217V215H176V217L179 218L180 220L182 219L181 222L178 219V221L180 223H182V222L185 223V227H183V229L181 228L183 225L180 227V225H178L179 224L178 221L174 222V220L177 219V218H175V215L173 216ZM181 212L184 213L183 216L186 214V212H188V215L190 214L191 216H193L192 220H190L191 217H189V219H188V217H187L188 215L186 214L185 217H187V218L184 219V221H185L184 222L183 221L184 217L182 216V214H180ZM195 212H194V214L196 216L197 213H195ZM137 213L138 214L140 213L139 215L141 216V218H143V220L146 221L145 223L143 221L141 223V218L138 219L139 216L136 217L138 219L137 223H141V224H137L134 222V221H136V218H134V217L138 215ZM147 213H145V214L149 215ZM159 213H161V214L163 213L164 216L165 215L167 216V219L169 218V221L166 220L167 223H169L171 221L173 222L172 224L178 223V224L172 225L173 227L175 226V228L177 227L176 228L177 231L175 230V228L173 229L174 231L172 230L173 232H176V235H179V232H184L185 230L187 231V232H184L185 234L180 233V234H182V237H181V235L179 237H181V239H183V241L181 240V242H178L177 239L179 237H176L175 235H174V237H176V239L174 237L171 238V236L173 234H175L172 232H171L172 233L171 236L168 235L171 238L170 240H168L169 238L167 240L163 239L164 237L161 238L164 235L162 233H163V231H165L164 228H165V225H167V223H166V221L164 222V220H161V221H163V223H166V224L164 225L162 223L163 226L157 225L160 223L159 219L161 218V216H160L161 214L158 215ZM210 213H211V211H210ZM255 213L257 214L256 216H255ZM6 214H8L9 217H7ZM55 214H57L58 216H55ZM66 214L70 215L69 213H66ZM121 214H120V216H122ZM132 214L134 215L133 217H132ZM222 214H223V216H222ZM224 214L226 215V217ZM64 215H65V217H64ZM82 215H80V216H82ZM245 215L247 218L245 217ZM52 216H53V218H52ZM99 216L96 217L97 219L95 217L93 218V223H95L94 219L98 220V218H101ZM257 216H258L259 221L261 223L259 221H257L258 220ZM173 217L175 219H173ZM253 217H255L256 220H254L255 218H253ZM2 218L4 221L1 220ZM5 218H8L7 221H10V224H8V225L6 224ZM165 218L163 217V219H165ZM225 218H226V220H225ZM64 219H66V220H64ZM90 219H92V217H90L89 220ZM132 219H134V220L132 221ZM156 219H158V220H156ZM186 219H188V220H186ZM109 221H107V222H109ZM150 221H152V222H150ZM251 221H253V222H251ZM104 222H102V223H104ZM110 222H112V221H110ZM91 223L92 222H90V224ZM132 223H134L135 225L137 224L138 227L136 228L135 225H131ZM147 223H148V225H149V223L150 224L152 223V225H153L152 230L150 229L152 227V225H151V227L149 225L150 228L146 229V227L148 226ZM247 223L251 224L254 229L253 228L251 229V227L248 228ZM2 224H5V226H3ZM81 224H82V226L88 225L89 227L84 226L85 227L84 228L81 226ZM188 224L190 225V223H188ZM258 224L260 225L259 226L260 229L258 226H256ZM261 224H262V226H261ZM94 225H96V226H94ZM189 225H188V227L190 230L191 227ZM204 225L202 223L200 224L201 227H204ZM214 225H213V227L212 226L211 227L208 226V227H210L211 229H214ZM225 225L226 226L230 225V226L226 227ZM251 225H249V226H251ZM92 226L94 227L95 230L91 229V228H93ZM131 226H133V227H131ZM160 226L164 227L163 228L164 230L162 228H160ZM168 226H170V225L168 224ZM168 226H166V227L169 229H167V228L166 229L170 232V227H168ZM129 227L131 230L130 229L128 230ZM157 227H158V229H157ZM208 227L206 228V226H205V228H203V230L208 229V231H209ZM257 227H258V229H257ZM179 228H181V229H179ZM224 228H225V230H224ZM116 229H114V230H116ZM133 229H135V230H133ZM200 229L202 230V228H200ZM89 230H90V232H89ZM132 230L136 231V232H133ZM139 230H141V228ZM158 230H159V232H160V230L162 231V232H160L161 234L157 233ZM181 230H183V231H181ZM99 231H100V228H99ZM129 231H131V233ZM168 231L167 232L165 231V232L168 233ZM200 231L198 230V232H200ZM208 231H206V232H208ZM210 231H212V230H210ZM260 231H262V232L259 233ZM111 232H115V231L111 230ZM141 232H143V231H141ZM253 232L255 234L252 236L251 234H253ZM104 233H106V234L104 235ZM156 233H157V235H155ZM158 234H159V236H158ZM112 235L110 234V236H112ZM194 235H195V237L197 236V238H194ZM231 235L233 236L234 239H232ZM250 235H251V237H250ZM221 236H223V239ZM230 236H231V238H230ZM116 237H115V239H116ZM137 237L141 238L142 240L145 238V241L147 239L148 242L145 245H143L145 243V241L143 242L141 240V242H143V243L140 242L138 244L139 238L136 239ZM166 237H167V234H166ZM212 237H214V239ZM106 238L108 239L107 242L105 241V240H107ZM109 238H112V237H109ZM201 238H203V239L200 240ZM123 239L124 238H122V240ZM155 239H158V240H155ZM172 239H175V241H177V243H178L177 245L174 243L176 247L174 245H172L171 242H175L174 240L172 241ZM192 239H191V241H192ZM215 239H216V242H213V241H215ZM221 239L223 240V242H221L222 241ZM246 239H248V240H246ZM258 239H259V241H258ZM165 240H166V242L169 241V243H171V244L169 245V243H166ZM178 240L180 241V238ZM218 240H219V242H218ZM255 240L258 243H260L261 241L263 242V243L261 242V245L263 244V249H262V247H260L262 249L261 251H259V250L257 251V249H259V248H257L258 243H256L257 245L254 243ZM157 241H159V243L161 242L165 248H167L166 246L168 245L170 248L167 251H169L170 253L163 251V249H160L162 247L161 243L159 245L161 247H157L156 245L159 244ZM207 241L211 243V246H208V244L210 245V243H207ZM231 241H232V243H231ZM245 241H247V244ZM118 242H119V244L123 243L122 246L118 245L117 244ZM193 242H191V243H193ZM125 243L127 245H125ZM134 243L138 244L136 248H133V250L136 252L131 251L132 247H130V246L128 247V245H131V246L136 245ZM212 243H215V244L212 245ZM222 243L226 244V247H225V245L223 246L225 248H223L221 246ZM200 244H202V243H200ZM124 245L127 247H125ZM154 245H155L156 249L154 248ZM182 245L184 246V248L188 249V251L186 249H184L186 251V252H184ZM234 245L235 246L238 245V249ZM217 246H218V248H219V246H221V247L219 249L218 248L216 249ZM252 246L254 247V249ZM172 247L173 248L175 247V248L173 249ZM246 248H248L250 253H248L249 251L247 252V250H245ZM170 249H173L175 251H172V250L170 251ZM255 249H256V251H254ZM154 250H156L157 253ZM181 250H183V251H181ZM10 251H12L14 256H15V252L17 254L18 253L22 254V256L21 257L19 256L20 258L18 257V259H16L17 261L12 260V259H14V258H12L8 263V262H6L7 259L5 260V258L8 257L7 254H9ZM91 251L94 253V254L92 253L93 254L92 256L90 255ZM177 252H178V254H177ZM200 252H201V250H200ZM208 252L209 251H207V253ZM257 252L260 253L259 255H261V256L263 254V257L258 256ZM117 253H118V255H117ZM197 253L199 254V252H197ZM204 253L206 254L205 251H204ZM13 254H11V255H13ZM115 254L117 255V257L115 256ZM129 254H131V253H129ZM146 254H141V256L142 255L144 256ZM173 254H172V258L171 257L168 258L167 261L172 259V261L174 260L177 262L179 260L180 257L177 260V259H175L176 256H173ZM192 254H191V256H192ZM205 254H201L204 256V257L202 256L204 260L202 259L201 255H198V257H196V254L193 255V258L198 259V261L194 260L195 262L192 261L193 260L192 257L188 258L187 255H186V257L188 258V260L192 259L190 264H217L221 259L220 255L218 253H216L215 255L213 253H210V255L212 254L211 257L213 255L214 256L217 255L216 261H218V262H216L215 260L212 261L215 258L213 256V259L211 260V258H209L210 255L208 257V259H209V261H208L207 257H206L207 254L206 255ZM125 255H127V254H125ZM93 256H95V257H93ZM121 256H123V255L121 254ZM9 257L11 258V256H9ZM104 257L106 258V260H104L105 259ZM218 257H220V258H218ZM258 257H261L262 260L260 261L259 259H261V258H258ZM150 258H152V256ZM181 258L183 260L184 257H181ZM187 258H185V259H187ZM102 259H103V261H102ZM205 259L207 262L205 261ZM12 261H14V262H12ZM104 261H106V262H104ZM185 261H183V262L178 261L177 264L178 263H185ZM100 262H99V264H100ZM112 262H113L112 264H114V261H112ZM170 262L171 261H169L168 264H171ZM176 262H175V264H176ZM187 262L189 263V261H187ZM221 262H222V260H221ZM224 262H226V258H225V260H223V263ZM223 263H221V264H223ZM230 263L226 262L225 264H230ZM172 264H174V263L172 262Z\"/></svg>","mask_w":264,"mask_h":264},{"label":"bare ground","instance_id":"bare-ground-1","mask_svg":"<svg viewBox=\"0 0 264 264\" xmlns=\"http://www.w3.org/2000/svg\"><path fill=\"white\" fill-rule=\"evenodd\" d=\"M68 1H69V0H68ZM70 1L73 2L74 0H70ZM80 1H81V0H80ZM90 1H94V2H95V1H99V0H88L87 3H89ZM208 1H209V0H207V2H208ZM214 1H215V0H214ZM214 1L212 0L213 3H215ZM85 2H86V0H85ZM209 2L211 3V1H209ZM74 3H75V1H74ZM78 3H79V0H78ZM213 3H212V4H213ZM207 4H208V3H206V5H207ZM216 4H217V3H216ZM216 4H215V5H216ZM77 5H78V4H77ZM87 5H88V4H87ZM87 5H86V6H87ZM123 5H124V4H123ZM131 5H132V4H131ZM86 6H85V7H86ZM129 6H130V5H129ZM210 6H211V5H210ZM213 6H214V5H213ZM213 6H212V7H213ZM127 7H128V6H127ZM133 7H134V8L136 7V9L140 8V7H138L137 5H136V6L133 5L132 8H133ZM137 7H138V8H137ZM142 7H143V6H142ZM146 7H147V6H146ZM208 7H209V4H208ZM80 8H81V7H80ZM143 8H144V7H143ZM141 9H142V8H141ZM151 9H152V7H151ZM151 9L149 8V9H146V10L142 11L143 16H145L144 18L146 19L145 22L148 21L147 23H148V24L150 23V25H151V23H152V24H154V25H157V26L161 27V33L163 32V33L165 34V32H164V31H165V30H164V29H165V19H166L165 17H167V16L162 15V14H160V13L158 14V13H157L158 11L156 12V11H153V10H151ZM83 10H84V9H83ZM125 10H126V9H125ZM131 10H132V9H131ZM86 11H87V13H89V12H88L89 9L86 10ZM145 11H146V12H145ZM81 13H82V12H81ZM121 13H122V12H121ZM124 13H125V12H124ZM129 13H130V12H129ZM136 14H137V12H136ZM136 14H135V15H136ZM144 14H146V15H144ZM80 15H81V14H80ZM85 15H86V14H85ZM123 15H124V14H123ZM132 15H133V14H132ZM160 15H162V17H161ZM125 16H126V15H125ZM139 16H141V19H144V18H142V15H138L137 17L140 18ZM179 16H180V15H179ZM123 17H124V16H123ZM131 17H132V16H131ZM163 17H164V18H163ZM177 17H178V16H177ZM178 18H179V17H178ZM178 18H176V19H178ZM0 19H1V18H0ZM123 19H124V18H123ZM125 19H126V18H125ZM180 19H182V18H180ZM180 19H178L179 21L176 20V21L178 22V26H177V27L182 28V31L184 30V31L186 32V30H187L188 32H191V34H190V33H187V32L185 33V35H186V34H190V38H191L192 33H193V37L195 36V34H196V35H197V34H201V32H202L203 35L205 34V32H206V35L208 34V36H209L210 34H213V35H214V33H211L212 31L209 30L210 28L206 30V29H205V26L202 25V26L204 27V28H203V27H201V24H200V26H199V25H196V21H195L194 19H193L192 21L189 19L191 22H190L189 20H187L188 18L186 19L188 22H186L185 19H184L185 22L183 21V19H182V20H180ZM85 20H86V19H85ZM136 20H138V19H136ZM0 21H1V20H0ZM127 21H128V20H127ZM171 21H172V20H171ZM197 21H198V20H197ZM124 22H125V21H124ZM172 22H173V21H172ZM172 22H171V23H172ZM174 22H175V20H174ZM177 22H176V23H172V24H175V26H176V25H177ZM1 23H2V22H1ZM1 23H0V26H1ZM129 23H130V21H129ZM133 23H134V22H133ZM166 23H167V22H166ZM35 24H37V23H35ZM125 24H126V23H125ZM197 24H199V23H197ZM129 25H130V24H129ZM129 25H127V26H129ZM135 25H136V23H135ZM169 25H170V23H169ZM2 26H3V25H2ZM31 26H32V25H31ZM31 26H30V27H31ZM37 26H39V25L37 24ZM37 26H36V27H37ZM32 27H33V26H32ZM36 27H35V28H36ZM133 27H134V26H133ZM163 27H164V28H163ZM166 27H167V26H166ZM168 27H169V26H168ZM0 28H2V27H0ZM35 28H34V29H35ZM122 28H123V27H122ZM124 28H125V27H124ZM129 28H130V27H129ZM162 28H163V30H162ZM180 28L177 29V30L175 29V31H173V32H175V34H176V31H177V34H178V31L181 30ZM37 29H38V27H37ZM131 29H132V28H131ZM215 29H216V28H215ZM26 30H27V29H26ZM28 30H29V29H28ZM127 30H128V29H127ZM173 30H174V29H173ZM29 31H30V30H29ZM33 31H37V33H38V30H33V29H32V32H33ZM182 31H179V32L182 33ZM199 32H200V33H199ZM203 32H204V33H203ZM207 32H208V33H207ZM213 32H215V31H213ZM25 33H26V31H25ZM27 33L29 34V32H27ZM27 33H26V36H28ZM34 33H36V32H34ZM34 33H33V34H34ZM183 33H184V32H183ZM224 34H225V33H224ZM224 34H221V35H223L222 38L225 37ZM30 35H32V34L30 33ZM38 35H40V36L38 37V39L40 40L41 37H42V35H41V33H39ZM38 35L35 34V35H32L31 37L35 38L34 36L37 37ZM183 35H184V34H183ZM217 35H218V32L215 34V36H217ZM219 35H220V34H219ZM219 35H218V36H219ZM174 36H175V35H174ZM186 36L188 37L189 35H186ZM197 36H199V39H200L201 35H197ZM197 36H196V37H197ZM211 36H212V35H210V39H211ZM218 36H217V37H218ZM29 37H30V36H29ZM29 37H28V38H29ZM203 37L206 38L207 36H203ZM203 37H202V39H203ZM212 37H214V36H212ZM28 38H26L25 40H27ZM33 38H31V41H34V42H32V43L29 42L28 44H30V45H34V43H35V46H34V47H36V48H37V47H38V48H41V47H40L41 43L38 44L39 41L37 40V38H36L35 40H34ZM207 38H209V37H207ZM255 38H256V37H255ZM263 38H264V37H263ZM193 39H195V38H193ZM197 39H198V37H197ZM202 39H201V40H202ZM212 39H214V38H212ZM29 40H30V38H29ZM44 40H45V39H44ZM249 40H250V39H249ZM252 40L255 41L254 38H253ZM27 41H28V40H27ZM36 41H38V42L36 43ZM42 41H43V40H42ZM212 41H213V40H212ZM253 41L251 42L252 45L249 44V47H251V46L253 47V44H254ZM258 41H259V40H258ZM40 42H41V41H40ZM43 42H44V41H43ZM45 42H46V40H45ZM239 42H240V41H239ZM243 42H244V41H243ZM229 43H230V42H229ZM248 43H249V42H248ZM257 43H258V42H257ZM28 44H26V45L28 46ZM36 44H38L39 46H36ZM44 44H45V43H44ZM243 44H244V43H243ZM26 45H25V46H26ZM250 45H251V46H250ZM254 45H256V42H255ZM43 46H44V45H43ZM45 46H46V45H45ZM247 46H248V44H247ZM34 47H33V46H32L31 48L28 47L27 49L25 48V50L30 51V50H31L32 48H34ZM262 47H263V46H262ZM29 48H30V49H29ZM42 48H44V47H42ZM42 48H41V49H42ZM256 48H257V47H256ZM33 50H34V49H33ZM33 50H31V54H34V55H35V54H36V55H40V54L35 53ZM39 51L41 52V50H39ZM39 51H37V52L40 53ZM42 51H43V50H42ZM48 51H50V49H48ZM2 52H3V51H1V53H2ZM22 52H23L22 55H23V54L25 55L24 51H22ZM33 52H34V53H33ZM26 53H27L26 56H28V52H26ZM44 54H45V52H44ZM46 54H47V51H46ZM262 54H263V53H262ZM1 55H2V54H1ZM1 55H0V56H1ZM24 55H23V56H24ZM36 55H35V57H37ZM89 55H90V54H89ZM29 56H30V53H29ZM43 56H45V55H43ZM43 56H42V57H43ZM79 56H81L80 58L83 59V58H82V55H79V53H78V58H79ZM87 56H88V55H87ZM33 57H34V56H33ZM42 57H40V58H42ZM1 58H3V56H2ZM1 58H0V59H1ZM23 58H24V57H23ZM29 58L31 59V57H29ZM29 58H28V59L26 58V59L29 60ZM37 58H38V57H37ZM85 58H86V56H85ZM263 58H264V57H263ZM33 59H34V58H32L31 61H29V65H31L32 62H33L34 60H36V61L38 60V59H36V58H35L34 60H33ZM81 59H80V60H81ZM89 59H90V58H89ZM89 59H88V60H89ZM3 60H4V59H3ZM16 60H18V59H16ZM22 60H23V59H22ZM40 60H41V59H40ZM42 60H43V58H42ZM76 60H77V59H76ZM93 60H94V59L92 58V60H91L92 62L88 61V63H89V62H90V63H93ZM1 61H2V59H1ZM1 61H0V62H1ZM19 61H20V60H19ZM70 61H71V60H70ZM94 61L96 62V60H94ZM259 61H260V60H259ZM262 61L264 62V60H262ZM30 62H31V64H30ZM263 62H262V63H263ZM37 63H39V62H37ZM205 63H206V61H205ZM4 64H5V63H4ZM66 64H67V63H66ZM97 64H98V63H97ZM195 64L197 65V63H195ZM2 65H3V62H2ZM20 65H21V64H20ZM35 65H36V64H35ZM78 65H79V64H78ZM198 65H199V63H198ZM200 65H201V66H200ZM200 65H199L200 67H198V66L196 67V66H195L196 68H195L194 65H193V67L190 69L191 72H189V73L193 74L192 72H196V71H198V70H200L199 73H201L203 70H201L200 68L202 67V69H203V66H204V65H203V60L201 61V64H200ZM202 65H203V66H202ZM5 66H6V65H5ZM5 66H3V67H5ZM22 66H23V65H22ZM25 66H26V65H25ZM32 66H34V65H32ZM72 66L75 67L76 65H71V68H72ZM205 66H206V65H205ZM205 66H204V68H205ZM26 67H27V69H28L30 66H29V67L26 66ZM60 67H61V66H60ZM60 67H59V68H60ZM95 67H96V65H95ZM1 68H2V67H1ZM48 68H49V67H48ZM55 68H56V67H55ZM62 68H64V67H62ZM67 68H68V67H67ZM71 68H70V69H71ZM78 68L81 70L80 67H77V68L75 67V69H78ZM88 68H89V67H88ZM90 68H92V67H90ZM90 68H89V69H90ZM93 68H94V67H93ZM193 68H195V70H193ZM198 68H199V69H198ZM5 69H6V68H5ZM57 69H58V67H57ZM95 69H96V68H95ZM206 69L208 70L207 67H206ZM0 70H2V71H0V74H2V73H3V69H0ZM30 70H31V69H28V70H25V71H30ZM82 70H83V69H82ZM92 70H93V69H92ZM187 70H188V69H187ZM263 70H264V69H263ZM59 71H60V70H59ZM65 71H66V70H65ZM71 71H72V70H71ZM73 71H74V70H73ZM73 71H72V72H73ZM76 71H77V70H76ZM78 71H79V70H78ZM85 71H87V70H85ZM188 71H189V70H188ZM1 72H2V73H1ZM4 72H5V70H4ZM62 72H63V71H62ZM82 72H83V71H81L80 73H82ZM204 72H205V71H204ZM206 72H207V71H206ZM206 72H205V73H206ZM5 73H7V71H6ZM66 73H67V72H66ZM98 73H99V72H98ZM189 73H187V74L185 75V76H187L188 78H189L190 75H191V74H189ZM197 73H198V72H197ZM202 73H203V72H202ZM263 73H264V72H263ZM26 74H27V73H26ZM52 74H53V73H52ZM63 74H64V73H63ZM69 74L72 75L71 73H69ZM96 74H97V73H96ZM99 74H100V73H99ZM188 74H189V76H188ZM2 75H4V74H2ZM55 75H56V74H55ZM57 75H58V73H57ZM199 75L205 76L204 73H203V74H199ZM5 76H7V75H4L3 77L6 78ZM67 76H68V74H67ZM79 76H80V75H79ZM191 76L193 77V76H195V75L193 74V75H191ZM253 76H254V75H253ZM24 77H25V76H24ZM73 77H75V76H73ZM83 77H85V76H83ZM182 77H183V76H182ZM192 77H190V78H192ZM198 77H199V76H197L196 79H197ZM250 77L252 78V76H250ZM250 77H249V78H250ZM257 77H258V75H257ZM260 77H261V76H260ZM18 78H19V77H18ZM52 78H53V77H52ZM70 78H71V76H70ZM70 78H68V79L70 80ZM80 78H81V77H80ZM97 78H98V76H97ZM180 78H181V77H180ZM180 78H179V79H180ZM190 78H189V79H190ZM254 78H255V77H254ZM22 79H23V78H22ZM44 79H45V78H44ZM49 79H50V78H49ZM49 79H48V80H49ZM65 79H66V78H65ZM75 79H76V78H75ZM92 79H93V78H92ZM95 79H96V78H95ZM155 79H156V80H155ZM184 79H185V81H186L187 78L185 77ZM189 79H187V80H189ZM193 79H195V77H193ZM198 79H199V78H198ZM204 79H205V77H204ZM6 80H7V79H6ZM45 80H46V79H45ZM78 80H79V79H78ZM80 80H81V79H80ZM89 80H91V78H89ZM89 80L87 79V81H89ZM93 80H94V79H93ZM98 80H99V79H98ZM206 80H208V79H206ZM250 80H251V79H250ZM1 81H2V82H7V81H5V80H3V79H1ZM66 81H67V80H66ZM82 81H83V78H82ZM87 81H85V82H87ZM141 81H142V82H145L147 85H144L145 83H142ZM169 81H170V80H169ZM175 81H176V80H175ZM179 81H180V83H181V82H184V81H181V79H180ZM228 81H229V80H228ZM253 81H254V80H253ZM263 81H264V80H263ZM45 82H46V81H45ZM49 82H50V81H49ZM70 82H71V81H70ZM89 82H90V81H89ZM138 82H139V83L141 82V85L144 86V89H142V90H145L146 92H145V91H142V92H143V93H142V92L140 91V92H141V93L139 92L140 95L142 94L143 96H142V95H141L140 97L136 96V98H134V99H131V97H130V99L133 100L132 102H135L137 98L140 99L141 97H144L143 100H144V99L147 100V95H144V93H145V94H148V93H149V94H148V97H150V98H148V101H150L151 99L154 100V96H152L153 93H155V94H154V95H155V99H156V94H158L159 96H160V94H165V93H164V91H165V82H166V81H165V70H161V68H160L156 63H152V64L149 66V69H148L147 71L141 73L140 77L138 78ZM216 82H217V81H216ZM249 82H250V81H249ZM254 82H255V81H254ZM72 83H73V82H72ZM78 83H79V82H78ZM80 83H81V82H80ZM166 83H168V82H166ZM177 83H178V82H177ZM203 83H204V82H203ZM223 83H224V82H223ZM261 83H262V82H261ZM1 84H2V83H1ZM11 84H12V83H11ZM68 84H70V83H68ZM74 84H75V83H74ZM82 84H83V83H82ZM95 84H97V83H95ZM95 84H93V86H96ZM174 84H175V83H174ZM204 84H205V83H204ZM262 84H263V87H264V83H262ZM262 84H261V85H262ZM4 85H6V83H4ZM84 85H85V83H84ZM89 85H90V87L92 86V84H90V83H89ZM89 85H87V91L89 90L88 88H90V87H88ZM171 85H172V84H171ZM220 85H221V84H220ZM250 85H252V83H251ZM1 86H2V85H1ZM50 86H51V85H50ZM69 86H70V85H69ZM93 86H92V87H93ZM172 86H173V85H172ZM248 86H249V85H248ZM6 87H7V86H6ZM17 87H18V86H17ZM48 87H49V86H48ZM61 87H62V86H61ZM76 87H77V88H78V87L81 88L80 86H76ZM1 88H2V87H1ZM9 88H10V87H9ZM19 88H21V86H20ZM46 88H47V87H46ZM69 88H70V87H69ZM69 88H67V89H69ZM71 88H72V87H71ZM94 88H95V87L90 88V90H91V89H94ZM145 88H146V89H145ZM147 88H148V89H147ZM151 88H152V89H151ZM43 89H44V88H43ZM67 89H66V90H67ZM74 89H75V88H74ZM166 89H167V88H166ZM168 89H169V88H168ZM259 89H260V88H259ZM0 90H1V89H0ZM3 90H5V88H4ZM6 90H7V88H6ZM41 90H42V89H41ZM41 90H40V91H41ZM46 90H47V89H46ZM61 90H62V88H61ZM75 90H76V89H75ZM85 90H86V87H85ZM147 90H148V91H147ZM149 90H150V91H149ZM169 90H170V89H169ZM261 90H263V89H261ZM18 91H20V89H18ZM62 91H63V90H62ZM71 91H72V90H71ZM73 91H74V90H73ZM76 91H77V90H76ZM167 91H168V90H167ZM167 91H166V92H167ZM255 91H256V90H255ZM0 92H1V91H0ZM150 92H151V93H150ZM18 93H19V92H18ZM69 93H70V92H69ZM254 93H255V92H254ZM4 94H6V92H5ZM7 94H9V93L7 92ZM21 94H22V93H21ZM21 94L19 93L20 96H21ZM62 94H63V93H62ZM62 94H61V95H62ZM65 94H66V93H65ZM136 94L138 95V93H136ZM136 94H135V95H136ZM168 94H171V93H168ZM260 94H261V92H260ZM260 94H259V95H260ZM27 95H28V94H27ZM27 95H26V96H27ZM66 95H67V94H66ZM124 95H126V94H124ZM135 95H134V96H135ZM256 95H257V94H256ZM0 96H2V95H0ZM17 96H18V95H17ZM145 96H146V97H145ZM159 96L157 97L158 99H159ZM213 96H214V95H213ZM253 96H254V95H253ZM260 96H261V95H260ZM263 96H264V95H263ZM29 97H30V95H29ZM31 97H32V96H31ZM124 97H125V96H124ZM151 97H152V98H151ZM160 97H162L163 99H165L163 96H160ZM17 98H19V97H17ZM126 98H128V97H126ZM22 99H23V98H22ZM65 99H66V98H65ZM65 99H64V100H65ZM139 99H138V100H139ZM160 99H161V98H160ZM252 99H253V98H252ZM5 100H6V99H5ZM127 100H128V99H127ZM127 100H126V101H127ZM131 100H130V101H131ZM138 100H137V101H138ZM143 100L141 99L140 101H143ZM146 100H145V101H146ZM212 100H213V99H212ZM250 100H251V98H250ZM256 100H257V99H256ZM1 101H2V100H1ZM128 101H129V100H128ZM130 101H129V102H130ZM137 101H136V102H137ZM140 101H138V102H140ZM162 101H163V100H161V102H162ZM64 102H65V101H64ZM75 102H77V101H75ZM129 102H128V103H129ZM132 102H130V103H132ZM136 102H135V103H132L131 105L135 106V108H137V109L134 111L135 108L132 106L133 109H130L129 113H128V107L125 108V106H123V107L125 108V110L122 109V111H121V113H120L121 115L119 114L120 116L123 117V120H122V117L120 118V116H118L119 118L114 117L115 119H118V120L120 119L119 121L116 120V121H117L116 124L118 125V122H120L119 125H120V124H121V125L123 124L122 126H125V125H127V126H132V125H130V124L132 123L133 126H134L135 123H136L135 125H137V122H139V124H138L139 126H144V125L147 126L149 123H151V122H149V120L151 121V120L153 119V123H151V126L154 127L156 124L159 123V124H158L159 127L152 128V127L150 126V128H151L152 130L154 129L153 131L155 132V131L158 130V128H159V130H160V126L164 124V125H163L164 127L161 126V130L164 129V132H165V129H166V128H165V123H162V124H161L160 122H158V120H159V121L163 120V121H161V122H165L164 120H166V119H162L163 117L166 116V114L163 113V112L161 111V108H163V109L165 110V107H166V105H164L165 102H162V104H159L158 101H155V100H154V103L156 102L157 105L159 104V107L157 106V107L159 108V110H158V111L155 110L154 112H152V110H151V112H150V110H149V114H148V113L146 114V115H150V117L148 118L149 120L145 118V117H148V116L142 114V113H143L142 110H138V106H137L138 103H136ZM143 102H144V101H143ZM150 102H153V101H150ZM0 103H1V102H0ZM71 103H72V102H71ZM156 103H155V104H156ZM205 103H206V102H205ZM245 103H246V102H245ZM135 104H136V105H135ZM140 104H142V103L140 102ZM5 105H6V103H5ZM73 105H74V104H73ZM73 105H72V106H73ZM121 105H122V104H121ZM124 105L128 106V104H126V103H125ZM131 105L129 106L130 108H131ZM161 105H162V106H161ZM163 105H164L165 107H164ZM194 105H195V104H194ZM198 105H199V104H198ZM210 105H211V104H210ZM212 105H213V103H212ZM72 106H71V108H72ZM140 106H141V105H140ZM167 106H168V104H167ZM119 107H120V106H119ZM195 107H196V106H195ZM200 107H201V106H200ZM202 107H203V106H202ZM247 107H249V106H247ZM97 108H99V107H97ZM121 108H122V106H121ZM121 108H120V109L117 108L116 113L120 112V111H118V110H121ZM140 108H141V107H140ZM158 108H155V109H158ZM192 108H194V107H192ZM192 108H191V109H192ZM207 108H208V107H207ZM126 109H127V110H126ZM141 109H142V108H141ZM201 109H202V108H201ZM68 110H69V109H68ZM99 110L101 111V109H99ZM109 110H111V109H109ZM123 110H124L126 113H125ZM132 110H133V111H132ZM196 110H197V109H196ZM196 110H195V111H192V112H197ZM199 110H200V109H199ZM202 110H203V109H202ZM202 110H201V111H202ZM249 110H250V109H249ZM263 110H264V109H263ZM72 111H74V110H72ZM137 111H138V112H137ZM141 111H142V112H141ZM160 111H161L165 116L162 114V116H163V117H162V116L160 115V114H161ZM166 111H167V110H166ZM172 111H173V110H172ZM247 111H248V110H247ZM122 112H123L125 115H127V113H128V115H127L128 118H126V120L128 121V123H127V121L124 119L125 115H123ZM131 112H133V113L135 112V113L133 114V113H131ZM140 112H141V114H142L143 116H140ZM159 112H160V114H158ZM164 112H165V111H164ZM170 112H171V111H170ZM192 112H191V113H192ZM202 112H203V111H202ZM209 112H210V111H209ZM211 112H212V110H211ZM261 112H262V111H261ZM71 113L73 114V112H71ZM75 113H76V112H75ZM112 113H113V112H112ZM137 113L139 114L140 117H144V116H145V117H144V118H140V120H139V116H138ZM150 113H151V114H150ZM155 113H156V114H155ZM167 113H169V111H168ZM191 113L189 114V117H188V118L191 119V120L195 119V121L193 120L194 122L191 121V123H190V122L188 123V121H190V120H188V119L186 118V119H187V120H186V121H187L186 123H188L187 125H189V126H193V125H195V124L197 125V123H198V122H197V121H198V118H197V120H196V117H197L196 114H198V113H196V114H195V113H192V114H191ZM249 113H250V112H249ZM255 113H256V111H255ZM136 114H137V115H136ZM154 114H155V116H156L157 118H156V117H155V118H152V117H151V115L154 117ZM201 114H202V113H201ZM210 114H211V113H210ZM246 114L248 115V113H246ZM256 114H257V113H256ZM261 114H262V113H261ZM263 114H264V113H263ZM263 114H262V115H263ZM69 115H70V114H69ZM130 115H133V116L136 115L135 117H137V116H138V117H137V119H136V118L134 119L132 116L130 117ZM159 115H160V116H159ZM191 115H192V116H191ZM212 115H213V114H212ZM219 115H220V113H219ZM72 116H73V115H72ZM75 116H76V115H75ZM116 116H117V115H116ZM158 116L161 117V118H158ZM167 116H168V115H167ZM187 116H188V115H187ZM198 116H199V115H198ZM249 116H250V115H248V117L245 116V117L247 118V121H248ZM253 116H254V115H253ZM39 117H40V116H39ZM68 117H69V116H68ZM178 117H179V116H178ZM191 117H193V118H191ZM199 117H200V116H199ZM212 117H213V116H211V118H212ZM256 117H257V116H256ZM69 118H71V117H69ZM72 118H73V117H72ZM72 118H71V119H72ZM74 118H76V117H74ZM150 118H151V119H150ZM166 118H168V117H166ZM169 118H171V116H170ZM184 118H185V117H184ZM250 118H251V117H250ZM250 118H249V119H250ZM259 118H261V117L259 116ZM33 119H34V118H33ZM131 119H134L135 122L132 121ZM141 119H142V121H141ZM143 119H144V121H143ZM145 119H146V121H145ZM154 119H155V120H154ZM156 119H158V120H156ZM173 119H174V118H171V121H170V119H169V120H168V123L170 122V123L173 124V123H174V122H172ZM200 119H201V118H200ZM205 119H206V118H205ZM209 119H210V118H209ZM254 119H256V118L254 117ZM262 119L264 120V118H262ZM34 120H35V119H34ZM34 120H33V121H34ZM36 120H37V119H36ZM36 120L34 121V123L36 122ZM64 120H65V119H64ZM73 120H74V119H73ZM73 120H72V122L74 123L73 125H75V123H76L75 121H76V120H75V121H73ZM124 120H125V122H124ZM129 120H130V121H129ZM136 120H137V121H136ZM176 120H177V119H176ZM13 121H14V120H13ZM39 121H40V120H39ZM113 121H114V120H113ZM116 121H115V122H116ZM154 121H156V122H154ZM201 121H202V120H201ZM210 121H211V120H208V122H210ZM212 121H213V119H212ZM212 121H211V122H212ZM259 121H261V120H259ZM14 122H15V121H14ZM14 122H13V123H14ZM63 122H64L63 124H65L66 121H63ZM68 122H70V120H69ZM143 122H144V123L146 122V123L143 124ZM148 122H149V123H148ZM195 122H196V123H195ZM206 122H207V121H206ZM208 122H207V123H208ZM211 122H210V124H208V125H210V126H214V125H212L213 123H211ZM250 122H251V120H250ZM254 122H257V120L254 121ZM37 123H39V122H36V123H35V127H34V128H37V127H36ZM40 123H41V124H38V125H39L38 128L40 129V131L45 130V127H44V125H43V122L40 121ZM60 123H61V122H60ZM126 123H127V124H126ZM140 123H141V124H140ZM155 123H156V124H155ZM168 123L166 122L167 125H168ZM170 123H169V126H171ZM199 123H200V122H199ZM252 123H253V122H252ZM15 124H16V123H15ZM61 124H62V123H61ZM66 124H67V122H66ZM68 124H71V123H68ZM76 124H78V122H77ZM114 124H115V123H114ZM116 124H115V125H116ZM153 124H154V125H153ZM190 124H193V125H190ZM214 124H215V123H214ZM28 125H29V124H28ZM45 125H46V124H45ZM79 125H80V123H79ZM119 125H118V126H119ZM138 125H137V126H138ZM173 125H174V124H173ZM175 125H176V124H175ZM198 125H199V124H198ZM198 125H197V126H198ZM201 125H202V123H201ZM201 125H199V126H201ZM205 125H206V124H205ZM205 125H204V126H205ZM41 126H42V128H44V129L40 128ZM61 126H63V125H61ZM156 126H157V125H156ZM178 126H180V125H178ZM202 126H203V125H202ZM206 126H207V125H206ZM220 126H221V125H220ZM250 126H251V125H250ZM252 126H253V125H252ZM257 126H258V125H257ZM63 127H64V129H65V126H63ZM63 127H62V128H63ZM66 127H67V126H66ZM76 127H77V126H76ZM30 128H31V127H30ZM47 128H48V127H47ZM176 128H177V127H176ZM213 128H214V127H213ZM23 129H24V128H23ZM151 129H150V130L147 129V130H149V133H148V135H147V138L150 137V136H152V135H154V138H155V134H153L154 132H153ZM156 129H157V130H156ZM169 129H170V128H169ZM27 130H28V129H27ZM61 130H62V129H61ZM147 130H146V131H147ZM161 130H160V131H161ZM170 130H171V129H170ZM175 130H176V129H175ZM208 130H209V129H208ZM259 130H260V129H259ZM261 130H262V129H261ZM20 131H21V129H20ZM29 131H30V130H29ZM40 131H37V133L39 132V133L41 134ZM144 131H145V130H144ZM160 131L157 132L158 134L155 132V133H156V136L158 135L157 137H159V134H160V133H161L160 135L162 136V132H163V130H162L161 132H160ZM172 131H173V130H172ZM172 131H171V132H172ZM182 131H183V130H182ZM21 132H22V131H21ZM25 132H26V131H25ZM64 132H65V130H64ZM150 132H152V133H151L152 135L150 134ZM159 132H160V133H159ZM164 132H163V133H164ZM177 132H178V131H177ZM183 132H184V131H183ZM255 132H256V130H255ZM255 132H254V133H255ZM257 132H258V131H257ZM263 132H264V131H263ZM18 133H19V132H18ZM27 133H28V132H27ZM166 133H167V132H166ZM166 133H165V135H166ZM175 133H176V132H174V134H175ZM203 133L205 134L206 131H205V132L203 131ZM259 133H260V132H259ZM22 134H23V133H22ZM34 134H35V133H34ZM34 134H33V135H34ZM170 134H171V133H170ZM174 134H171V135H174ZM181 134H182V133H181ZM260 134H262V132H261ZM263 134H264V133H263ZM31 135H32V134H31ZM145 135H146V134H145ZM165 135L163 136V139H162V140H164ZM168 135H169V134H168ZM171 135H169V138H170V139H171V138H175L174 136L170 137ZM186 135H187V134H186ZM258 135H259V134H258ZM29 136H30V135H29ZM143 136H144V135H143ZM203 136H206V134L203 135ZM203 136H202V137H203ZM208 136H210V135H208ZM208 136H206V137H208ZM211 136H212V135H211ZM251 136H254V135L252 134ZM30 137H31V136H30ZM157 137H156V138H157ZM243 137H244V136H243ZM245 137H246V136H245ZM256 137H257V136H256ZM28 138H29V137H28ZM142 138H143V137H142ZM147 138H146V139H147ZM154 138H153V139H152V138H149V139H151V140L153 141V143H154V144H153L154 147L159 146L158 142H159L160 140H159L158 138H157V139L155 138L156 140H158V141H155ZM159 138H160V137H159ZM161 138H162V137H161ZM167 138H168V137H167ZM167 138H166V140H167ZM183 138H185V137H183ZM254 138H255V137H254ZM259 138H260V137H259ZM261 138H262V140H263V137H261ZM19 139H20V138H19ZM22 139H23V138H22ZM32 139H33V138H32ZM149 139H147V140H149ZM170 139H169V140H170ZM200 139H201V138H200ZM208 139H210V138L208 137ZM252 139H253V138H252ZM252 139H251V142L253 141ZM27 140H28V139H27ZM33 140H34V139H33ZM88 140H89V139H88ZM147 140H146L145 143H146V144H149L148 146H150V144H151L150 142H151V141H150V142L148 141V143H147ZM171 140H172L173 143H174V139H171ZM243 140H244V139H243ZM255 140H256V139H254L253 142L256 143ZM20 141H21V140H20ZM30 141H31V140H30ZM141 141H142V140H141ZM141 141L139 142V145H140V146H141V144H144V142H141ZM167 141H168V140H167ZM176 141H177V140H176ZM179 141H180V140H179ZM205 141H206V138H205ZM208 141H209V140H208ZM247 141H248V140L246 139V142H247ZM249 141H250V140H249ZM249 141H248V142H249ZM21 142H22V141H21ZM21 142H20V145H21V144L23 145V142H22V143H21ZM25 142H27V141L25 140ZM31 142H32V141H31ZM88 142H89V141H88ZM88 142H87V143H88ZM130 142H131V141H130ZM134 142H135V141H134ZM161 142H162V141H161ZM163 142H164V141H163ZM170 142H171V141H170ZM246 142H245V145H246ZM257 142H258V141H257ZM263 142H264V141H263ZM32 143H34V141H33ZM84 143H85V142H84ZM140 143H141V144H140ZM155 143H157L156 146H155ZM166 143H167V142H166ZM168 143H169V141H168ZM243 143H244V141H243ZM13 144H14V143H13ZM16 144H17V143H16ZM27 144H28V143H27ZM121 144H122V143H121ZM126 144H127V142H126ZM132 144H133V143H132ZM137 144H138V142L136 143V146H137V147H136L135 145L133 146V148L135 147L134 150H135L137 153H138V151L142 150L143 147H145V149H147V150H145V149L143 148V149H144L145 151H147V152L150 151L149 149L152 150V148H153L152 145L150 146V147H152V148H146V146H147L146 144H145L146 146L144 145L143 147L141 146V148H139L140 146H138ZM170 144H171V143H170ZM176 144H177V142H176ZM181 144H182V143H181ZM205 144H206V143H205ZM252 144H254V143H252ZM260 144H261V143H260ZM17 145H18V144H17ZM17 145H16V147H17ZM30 145L32 146V144H30ZM129 145H130V143L127 144V145H125V146L127 147L126 151H127L128 148H129V150L127 151L128 155H129V154H133V153L135 152V151L132 150V146L129 147ZM161 145H162V144L160 143L159 149H158V147L153 148V150H154V149H157V152H156L155 150H154V151H155L158 155H159V153H158L159 150L162 148ZM182 145H183V144H182ZM182 145H181V146H182ZM249 145H250V143H249ZM258 145H259V144H258ZM258 145H257V146H258ZM262 145H264V143H263ZM25 146H26V144L23 145L24 148H25ZM148 146H147V147H148ZM162 146H165V145H162ZM172 146H174V145H172ZM210 146H211V145H210ZM160 147H161V148H160ZM184 147H185V146H184ZM186 147H187V146H186ZM242 147H243V146H242ZM261 147H262V146H261ZM263 147H264V146H263ZM12 148H13V147H12ZM20 148H22V147H20ZM26 148H27V146H26ZM119 148H120V147H119ZM130 148H131V149H130ZM136 148H138V149H140V150H138V149L136 150ZM165 148H166V147H164V149H165ZM167 148H168V147H167ZM189 148H190V147H189ZM14 149H18V148H15V147H14ZM94 149H95V148H94ZM113 149H114V147H113ZM164 149L162 148V154H163V155H162V156L159 155V157H161V158H158V156H157V158H155V159H154L155 156H153V159L151 158V157H152L151 154H150V155H151L150 158L147 157V155L145 156V153L147 154V152H144V150L141 151L142 153H144L143 155H142V153H140V152L138 153L139 155L144 156V157H141L142 159L138 158V159L142 160V163L144 162V161H143V160H144L143 158H145V162L148 161V159H149V161L152 160V162L156 163L155 166H154V163H152V162H149V163H148V162H147V163H148L147 166H149V168H147V170H149V169L151 170V167H152V169H153V168H154V169H157V173H156V170L153 169V170H154V173H155V174H158V175H154L155 178H156V176H157L156 181H157V180H158V181L161 180V178H160V179H158V178H159L160 175H163L164 172H165V173L167 172V175H168V177H169V174H168L169 172H168V170H167V171H164V170H166V168H164V167H165V166H164L165 164L162 163L163 160H164L163 157H165V156H164L165 153H163V152H165ZM172 149H173V148H172ZM186 149H187V148H186ZM253 149H254V148H253ZM261 149H262V148H261ZM11 150L13 151V149H11ZM18 150H19V149H18ZM25 150H26V149H25ZM25 150H23V151L25 152ZM122 150H123V149H122ZM130 150H132V152H131ZM153 150H152V151H153ZM169 150H170V149H169ZM177 150H180V149H177ZM187 150H189V149H187ZM258 150H259V149H258ZM263 150H264V149H263ZM8 151H9V150H8ZM19 151H20V150H19ZM19 151H17V152H19ZM23 151H21V152H23ZM27 151L30 152V149L27 150ZM27 151H26V153H28ZM32 151H33V150H32ZM172 151H175V150L173 149ZM206 151H207V150H206ZM251 151H253V150H251ZM13 152H15V151H13ZM21 152H20V153H21ZM65 152H66V151H65ZM65 152H64V153H65ZM87 152H88V151H87ZM136 152H135V153H136ZM180 152H181V151H180ZM180 152H178V153H180ZM210 152H211V151H210ZM248 152H249V151H248ZM253 152H254V151H253ZM256 152H257V151H256ZM256 152H255V153H256ZM259 152H260V151H259ZM259 152H258V154H260ZM10 153H11V152H10ZM15 153H16V152H15ZM26 153H25V154H26ZM53 153H54V151H53ZM53 153H52V155L54 156ZM64 153H63V154H64ZM78 153H79V152H78ZM135 153H134V155H131L132 157H130V155H129V158H130V159L132 158V161L135 160L134 163H135L137 160L134 159L135 157L133 158V156L138 155V154H135ZM149 153H150V152H149ZM149 153H148V154H149ZM169 153H170V151H169ZM175 153H176V152H175ZM261 153H262V152H261ZM18 154H19V153H18ZM21 154H23V153H21ZM56 154H57V153H56ZM59 154H61V153H59ZM68 154H69V153H68ZM152 154L154 155V152H152ZM157 154H155V155H157ZM160 154H161V150H160ZM173 154H174V152H173ZM187 154H188V153H187ZM192 154H193V153H192ZM247 154H249V153H247ZM258 154H256V155H258ZM263 154H264V152H263ZM11 155L13 156V153H12ZM122 155H123V154H122ZM124 155H125V153H124ZM126 155H127V154H126ZM126 155H125V156H126ZM175 155H176V154H175ZM181 155H182V154H181ZM181 155H180V156H181ZM251 155H252V154H251ZM9 156H10V155H9ZM9 156H8V158H9ZM18 156H19V155H18ZM53 156H52V157L49 156V157H50V158H54ZM60 156H61V155H60ZM69 156H70V155H69ZM69 156L67 155V157H68L67 159H70ZM72 156H73V155H72ZM79 156H81V155H79ZM82 156H84V155H82ZM115 156H116V155H115ZM148 156H149V155H148ZM246 156H247V155H246ZM252 156L254 157V155H252ZM41 157H42V156H41ZM41 157H40V158H41ZM119 157H120V156H119ZM137 157H139V156H136V158H137ZM167 157H168V156H167ZM169 157H172V155L169 156ZM177 157H178L179 159L181 158V157H179V156H177ZM189 157H191V156H189ZM259 157H260V156H258V161H259ZM6 158H7V157H6ZM17 158H18V157H17ZM43 158H44V157H43ZM50 158H49V159H50ZM55 158H56V155H55ZM58 158H59V157H58ZM61 158H62V157H61ZM61 158H60V159H61ZM65 158H66V156H65ZM86 158H87V157H86ZM125 158H126V157H125ZM147 158H148V159H147ZM162 158H163V159H162ZM182 158H183V157H182ZM187 158H188V156H187ZM192 158H193V157H192ZM249 158H250V157H249ZM249 158H248V160L251 159V158H250V159H249ZM56 159H57V158H56ZM87 159H88V158H87ZM123 159H124V158H123ZM127 159H128V158H127ZM156 159H161L162 162L160 163V162H159L160 160L157 161ZM179 159H178V161H179ZM190 159H191V158H190ZM240 159H241V158H240ZM254 159H256V158H254ZM52 160H53V159H52ZM62 160H63V159H62ZM64 160H65V159H64ZM71 160H72V159H71ZM128 160H129V159H128ZM128 160H127V163H128L129 161H131V160H129V161H128ZM170 160H171V159H170ZM246 160H247V159H246ZM260 160H262V159H260ZM6 161H7V160H6ZM10 161H11V160H10ZM124 161H125V160H123L122 162H124ZM155 161H156V162H155ZM166 161H167V160H166ZM175 161H176V160H175ZM192 161H193V160H192ZM195 161H196V159H195ZM14 162H16V161H14ZM14 162H13V163H14ZM46 162H47V161H46ZM46 162H45V163H46ZM54 162H55V159H54ZM59 162H60V164H61V167H63L62 164H63L64 162L61 163L60 160H59ZM172 162H173V161H172ZM247 162H248V161H247ZM249 162H250V161H249ZM253 162H254V160H253ZM9 163H11V162H9ZM17 163H18V162H17ZM45 163H44V164H45ZM55 163H57V161H56ZM137 163H138V162H136V164H137ZM142 163H141V165H142ZM151 163H152V166H151ZM157 163H158V164H157ZM164 163H165V160H164ZM254 163H255V164H254ZM254 163H253V164H254L255 167H253V168H256V167H257V166H256V162H254ZM259 163L261 164V163H263V162L260 161ZM36 164H37V163H36ZM39 164H40V162H39ZM39 164H38V165H39ZM49 164H50V163H49ZM52 164H53V163H52ZM132 164H133V163H132ZM143 164H146V163H143ZM149 164H150V165H149ZM168 164H169V162H168ZM171 164H172V163H171ZM173 164H174V162H173ZM173 164H172V165H173ZM179 164H180V163H179ZM188 164H190V163H188ZM192 164H193V163H192ZM248 164H249V163H248ZM251 164H252V163H251ZM251 164H250V166H251ZM13 165H14V164H13ZM158 165H159V166H158ZM161 165H162V166H161ZM184 165H185V164H184ZM195 165H196V164H195ZM257 165H258V164H257ZM10 166H11V165H10ZM18 166H19V165H18ZM49 166H50V165H49ZM124 166H125V165H124ZM134 166H136V165H134ZM160 166H161V167H160ZM173 166H174V165H173ZM177 166H179V165H177ZM186 166H187V165H186ZM201 166H202V165H201ZM206 166H208V165H206ZM260 166H261V165H260ZM4 167H6V166H4ZM65 167H66V166H65ZM65 167H63V168H65ZM140 167H141V166H140ZM157 167H159L160 170H159V168H157ZM171 167H172V166H171ZM183 167H184V166H183ZM188 167H190V166H188ZM191 167L193 168V166H191ZM191 167H190V168H191ZM196 167H197V166H196ZM14 168H15V167H14ZM49 168H50V167H49ZM54 168H55V167H54ZM129 168H130V167H129ZM142 168H143V167H142ZM144 168H145V167H144ZM163 168H164V169H163ZM173 168H174V167H173ZM179 168H180V167H179ZM192 168H191L190 170H192ZM198 168H201V167L198 165ZM205 168H206V167H205ZM217 168H218V167H217ZM257 168H259V167H257ZM38 169H39V168H38ZM38 169H37L36 171H38ZM46 169H47V168H46ZM50 169H51V168H50ZM162 169H163V170H162ZM175 169H176V168H175ZM187 169H188V168H187ZM202 169H204V168H202ZM248 169H249V168H248ZM250 169H251V168H250ZM250 169H249V170H250ZM260 169H261V168H260ZM5 170H6V169H5ZM5 170H3V171H5ZM11 170H12V169H11ZM11 170H10V171H11ZM52 170H53V169H52ZM54 170H55V169H54ZM54 170H53V171H54ZM60 170H61V169H60ZM126 170H127V169H126ZM135 170H138V167H137V169H135ZM169 170L171 171V169H169ZM172 170H173V169H172ZM176 170H177V169H176ZM176 170H175V172H176ZM183 170H184V169H183ZM196 170H197V168H196ZM252 170H253V169H252ZM252 170H251V174H252V172H253V174L255 175V172L257 171V169H256V171H255V170L252 171ZM258 170H259V169H258ZM10 171H8V172H10ZM31 171H32V170H31ZM34 171H35V169L33 170V172H34ZM42 171H43V170H42ZM49 171H50V170H49ZM55 171H57V170H55ZM63 171H64V170H63ZM139 171H140V168H139ZM143 171H144V170H143ZM151 171H152V170H151ZM158 171H159L160 173H158ZM163 171H164V172H163ZM179 171H180V170H179ZM179 171L177 170L178 173H179ZM184 171H185V170H184ZM187 171H188V172H187ZM187 171H186L187 173H190V172H189V169H188ZM192 171H193V170H192ZM192 171H191V173H192ZM199 171H200V170H199ZM207 171H208V170H207ZM263 171H264V169H263ZM6 172H7V171H6ZM6 172H5V174H7ZM43 172H44V171H43ZM45 172H46V171H45ZM51 172H52V171H50L49 173H51ZM126 172H127V171H126ZM129 172H131V171L129 170ZM137 172H138V171H137ZM147 172H148V174H149V171H147ZM186 172H185V173H186ZM201 172H202V171H201ZM204 172H205V171H204ZM259 172H260V170H259ZM61 173H62V172H61ZM61 173H60V175H61ZM63 173H64V172H63ZM123 173L125 174V171H123ZM152 173H153V171H152ZM152 173L150 172V175H148L149 178L151 177V174H152ZM154 173H153V174H154ZM182 173H183V172H182ZM187 173H186V174H187ZM194 173H195V172H194ZM247 173H248V172L246 171V174H244V175H247V176H248ZM39 174H40V173H39ZM45 174H46V173H45ZM53 174H54V173H53ZM127 174H128V177H129V173H127ZM131 174H132V173H131ZM139 174L141 175V176H140L141 179H140L139 177H138V179L142 180V182H140V183H143V182L145 183V181H143L142 178L145 177L144 174H146V173L144 172V174H142V172H141V173L139 172ZM139 174H138V175H139ZM159 174H160V175H159ZM171 174H172V173H171ZM173 174H175V173H173ZM220 174H221V173H220ZM253 174H252V175H253ZM256 174H258V173H256ZM260 174H261V172H260ZM260 174H259V176H260ZM26 175H27V174H26ZM54 175H56V173H55ZM54 175H53V176H54ZM136 175H137V173H136ZM136 175L134 174V176H135V177H134V180H135V178H136ZM143 175H144V176H143ZM176 175H177V174H176ZM180 175H181V172H180ZM180 175H178V176H180ZM201 175H202V174H201ZM215 175H216V174H215ZM215 175H213V176H215ZM261 175H262V174H261ZM4 176H5V175H4ZM6 176H7V175H6ZM8 176H9V175H8ZM8 176H7V177H8ZM28 176H29V175H28ZM42 176H43V175H42ZM126 176H127V175H126ZM142 176H143V177H142ZM148 176H147V178H148ZM154 176H153V177H154ZM188 176H189V175H188ZM192 176H193V175H192ZM194 176H195V175H194ZM199 176H200V173H199ZM205 176H206V175H205ZM218 176H219V174H218ZM249 176H250V174H249ZM263 176H264V174H263ZM31 177H32V176H31ZM37 177H39V176H37ZM43 177H45V176H43ZM43 177H42V178H43ZM51 177H52V175H51ZM54 177H55V176H54ZM57 177H58V176H57ZM153 177H151V178L153 179ZM160 177H161V176H160ZM164 177H166V175H165ZM174 177H175V176H174ZM183 177H184V176H182V179H183ZM220 177H221V176H220ZM255 177H256V176H254V178H255ZM260 177H261V176H260ZM22 178H24V177H22ZM32 178L34 179V176H33ZM40 178H41V177H40ZM48 178L50 179V177H48ZM48 178L45 177V178H43V179H44V180H45V179L49 180ZM155 178H154V182H153V180H151L153 183H155ZM162 178H163V176H162ZM166 178H167V177H166ZM170 178H171V177H170ZM172 178H173V176H172ZM185 178H186V177H185ZM189 178H190V177H189ZM196 178H197V177H196ZM196 178H195V180H196ZM202 178H203V177H201L200 180H201ZM248 178H249V177H248ZM252 178H253V176H252ZM252 178H250V179H252ZM262 178H263V177H262ZM7 179H8V178H7ZM24 179H25V178H24ZM28 179L31 180L30 178H28ZM54 179H56V178H54ZM54 179H53V180H54ZM65 179H66V178H65ZM145 179H146V178H145ZM164 179H165V178H164ZM164 179H162V180H164ZM180 179H181V177H180ZM180 179L178 178V181H179ZM186 179H187V178H186ZM192 179H193V178H192ZM220 179H221V178H218L217 180H220ZM257 179H258V178H257ZM20 180H21V179H20ZM25 180H26V179H25ZM58 180H59V178H58ZM58 180H57V181H58ZM63 180H64V179H63ZM127 180H128V179H127ZM162 180H161V181H162ZM188 180H189V179H188ZM202 180L205 181V179H202ZM258 180H259V179H258ZM12 181H13V180H12ZM35 181H36V180H35ZM54 181H56V180H54ZM57 181H56V183H57ZM69 181H70V180H69ZM121 181H122V180H121ZM137 181H138V180H137ZM151 181H148V179H147L146 182H151ZM158 181H157V182H158ZM161 181H159V182H160L159 185H158V183L156 182V185H155V186H156V188H157L158 186H159V187L162 186L161 188L158 187V189H161V190L163 189V190L161 191V192H163L164 189H165V186H166V182H164V183H165V186H163L164 184H161ZM168 181H170V180H168ZM176 181H177V179H176ZM260 181H261V180H260ZM262 181H263V180H262ZM262 181H261V182H262ZM19 182H20V181H19ZM19 182H18V183H19ZM25 182H26V181H25ZM42 182L44 183V181H42ZM46 182H47V181H46ZM46 182H45V183H46ZM65 182H68V181H64V183H65ZM123 182L125 183V179H124ZM152 182H151V183H152ZM183 182H184V181H183ZM193 182H195V181L193 180ZM36 183H37V182H36ZM68 183H69V182H68ZM121 183H122V182H121ZM121 183H120L119 185H121ZM124 183H122V184H124ZM151 183H147V184H148L147 186L149 187ZM153 183H152L151 186H154ZM162 183H163V181H162ZM171 183H173L172 180H171ZM171 183H170V184H171ZM178 183H179V182H178ZM181 183H182V182H181ZM197 183H198V182H197ZM204 183H205V182H204ZM211 183H212V181H211ZM211 183H209V184H211ZM219 183H220V182H219ZM221 183H222V182H221ZM250 183H251V182H250ZM256 183H259V182L256 181ZM262 183H263V182H262ZM39 184H40V182H39ZM46 184H47V183H46ZM50 184H51V183H50ZM52 184H54V183H52ZM52 184H51V185H52ZM134 184H136V183H134ZM138 184H139V183H138ZM160 184H161V186H160ZM185 184L189 185L188 183H185ZM192 184H193V183H192ZM209 184H208L209 187L204 186V188H203V186H201V185H203V183H202V184L200 185V186H201L200 190H199V188L197 187L199 192L202 191V194H201V195H203V197H199V198H200L199 200H200L201 202L199 201V203H198V201H197V203H196V204L198 205V208H199V209L193 208L194 205H193V207H192V209H194V210L197 211V212L194 211L195 213H197L196 216H195V214H194L193 211H190V212L193 213V214H191V215H193L194 218H195V220L193 219V222H192V221L189 222V220H188L189 217H191L190 220H192L193 216H191L190 214L188 215V212H186V214L188 215V216H187L188 219H186V220H188L187 222L190 223V225L186 222V223H187V226L185 227V223H183V222H182L183 224L180 223L182 219L180 220L179 218H177V217H181V215H177L178 213L175 214L176 212L173 213V216L175 215V218H177L176 220H174V222H177L178 219H179V221H180V222L178 221L179 224H178V223H174V224H178V225H180V227L183 225V226L181 227L182 229H183V227H185V229L187 228V231H191V232H192V231L194 230L193 227H194L195 229H198V228H199V229H198L199 231L201 230L200 228H202V230H201L200 232H198V230H194V231H196L195 233H199V235H198V240H199V236L203 235L204 233H206V235H207V236H205V237H206L205 240H207V238H209L210 236L213 235V232H214V230H215V228H216L215 225L213 224V225H214V229H211L210 227H211V226L213 227V225H210V224L208 225V224H207L208 222L212 224L213 221H214V223H215V220H212V222H211V220H210L211 217H214L213 215L209 218V216L213 213V211H212L213 208H212V207L209 208V207H210V206H209V203H210V205L212 206V203L209 202V201H211V199H209V198H210V197L212 198V196H210V195H211V191H210L211 188H210V185H209ZM248 184H249V180H248ZM251 184H252V183H251ZM254 184H255V183H254ZM263 184H264V183H263ZM19 185H20V184H19ZM51 185H50V186H51ZM125 185L129 186L128 184H125ZM125 185H123V186H119V187H121L120 190H121L122 188H123V189L125 188V190H126L128 187L126 186V187H127V188H126ZM175 185H176V184H175ZM183 185H184V183H183ZM194 185H195V183H194ZM205 185H207V184H205ZM217 185H218V184H217ZM256 185H257V184H256ZM256 185H255V186H256ZM258 185H261V184H258ZM258 185H257V186H258ZM32 186H33V185H32ZM112 186H113V185H112ZM132 186L134 187V185H132ZM136 186H137V185H135V188H136ZM140 186H141V184H140ZM143 186H144V185H143ZM145 186H146V185H145ZM145 186H144V189L141 188V189H139V191H138V189H136V190L138 191V193H136L137 196H139V193H140L141 190L146 191L145 189H147V188H145ZM151 186H150L149 189H147V191L145 192L146 194H147L148 192H150V191H148V190L151 189ZM169 186H170V185H169ZM169 186H168V187H169ZM172 186H173V185H172ZM178 186H179V185H178ZM211 186H212V184H211ZM220 186H221V185H220ZM255 186H254V187H255ZM30 187H31V185H30ZM41 187H42V185H41ZM41 187L38 186L37 188L39 189V188H41ZM74 187H75V186H74ZM173 187H174V186H173ZM173 187H172V188H173ZM185 187H186V186H185ZM244 187H245V186H244ZM249 187H251V186L249 185ZM252 187H253V186H252ZM254 187H253V188H254ZM259 187H261V186H259ZM12 188H13V187H12ZM14 188H15V186H14ZM21 188H22V187H21ZM21 188H20V189H21ZM23 188H28V187L25 186V187H23ZM60 188H61V186H60ZM77 188H79V187H77ZM130 188H131V186L129 187V189H130ZM135 188H134V189H135ZM154 188H155V187H154ZM172 188H170L171 190H169V188H167V186H166V189H167V190L165 189L166 191H165L163 194H164L165 196H168V197H169V195H171V193H172V194H176V192H177V193L181 192V191H179L181 188H180V189H179V188L177 189L176 187H175L176 189H175V188L172 189ZM217 188H218V187H217ZM253 188H252V189H253ZM255 188L258 189V187H255ZM255 188H254V189H255ZM261 188H263V187H261ZM34 189H36V188H34ZM44 189H45V187H44ZM53 189H54V188H53ZM53 189H52V190H53ZM84 189H85V188H84ZM129 189H127L126 191H130V193H131L132 190H129ZM152 189H153V188H152ZM152 189H151V190H152ZM158 189H156V190L154 189L155 192H156V191H159ZM191 189H192V188H191ZM195 189H196V186H195ZM209 189H210V190H209ZM244 189H245V188H244ZM36 190H37V189H36ZM40 190H41V191H44V190H42V188H41ZM46 190H48V189H46ZM82 190H83V189H82ZM95 190H96V189H95ZM97 190H98V189H97ZM120 190L118 189L117 191H120ZM172 190H173V191H172ZM175 190H176V192H175ZM181 190H182V189H181ZM192 190H193V189H192ZM220 190H221V189H220ZM245 190H246V189H245ZM259 190H260V188H259ZM261 190H262V189H261ZM7 191H8V190H7ZM15 191H17V190H15ZM26 191H29V190L26 189ZM32 191H33V190H32ZM58 191H59V190H58ZM62 191H64V189H63ZM84 191H85V190H84ZM86 191H87V190H86ZM100 191H101V190H100ZM109 191H110V190H109ZM114 191H115V189H114ZM122 191H124V190H122ZM133 191H134V190H133ZM167 191H171V192H167ZM178 191H179V192H178ZM186 191H187V190H186ZM193 191H194V190H193ZM218 191H219V188H218ZM239 191H240V190H239ZM242 191H244V190H242ZM13 192H14V190H13ZM22 192H23V191H22ZM35 192H36V191L33 192L34 195H35ZM97 192L99 193V191H97ZM105 192H107V191H105ZM142 192H143V191H141V193H140V197H138V198H141V199H143V198H144V199L147 198V195H146V196L143 195V196L141 197ZM152 192H153V191H152ZM155 192H154V195L156 196ZM161 192H159V194H160ZM188 192H190V193L192 194V192H191L190 190H188L187 192H184V191H183V192H181V194L183 193L184 195H183V194H182V195H183V196H186V193L188 194ZM199 192H198V193H199ZM247 192H248V189H247V191H245V193H247ZM260 192H261V191H260ZM8 193H9V192H8ZM11 193H12V192H11ZM17 193H18V192H17ZM19 193H20V192H19ZM41 193H42V192H41ZM44 193H45V191H44ZM46 193H47V192H46ZM49 193H50V192H49ZM55 193H56V190H55ZM77 193H79V192H77ZM77 193H76V194H77ZM88 193H89V190H88ZM90 193H91V192H90ZM93 193H94V192H93ZM102 193H103V192H102ZM111 193H112V191H111ZM130 193H128L127 195L124 193V194L126 195V197H125V195L123 194L124 197H123V196H122V197L124 198L125 201H126V199L128 200ZM143 193H144V192H143ZM145 193H144V194H145ZM166 193H169V195H166ZM207 193H210V194L208 195ZM217 193H218V192H217ZM239 193H240V192H239ZM245 193H244V194H245ZM251 193H252V192H251ZM263 193H264V192H262V197L264 196ZM6 194H7V192H6ZM21 194H22V193H21ZM51 194H53V192H52ZM73 194H74V193H73ZM73 194H72V195H73ZM95 194H97V193H95ZM99 194H100V193H99ZM103 194H104V193H103ZM134 194H135V191H134ZM136 194H135V195H136ZM149 194H151V192L148 193V195H149ZM191 194H188V195L190 196ZM193 194H194V193H193ZM193 194H192V196H193ZM195 194H196V193H195ZM206 194H207V195H206ZM242 194H243V193H242ZM244 194H243V195H244ZM14 195H16V194H14ZM14 195L12 194L13 197H15ZM19 195H20V194H19ZM25 195H26V194H25ZM25 195H24V196H25ZM36 195H37V194H36ZM48 195H49V194H48ZM65 195H66V194H65ZM72 195H71V196H72ZM80 195H81V194H80ZM84 195H85V194H84ZM92 195H93V194H92ZM104 195H105V194H104ZM113 195H114V194H113ZM117 195H118V194H117ZM121 195H122V194H121ZM121 195H120V193H119V196H121ZM135 195L131 194L129 199L132 201V198L135 197V199L138 200V198H137ZM160 195H161V197H163L162 194H160ZM178 195H179L180 197H182V195H180V194H176V197H177V198L175 197V195H174L175 198L173 197V195L170 196L171 198H172V197L174 198L175 206H173V205H174L173 200H172L170 197H169V198H170L171 200H169V198L167 197V201L169 200L171 203H173V204H172L173 207H176V206H177V205H176V203H177L176 200H180V199H181L180 197H178ZM9 196H10V195H9ZM38 196H39V195H38ZM77 196H79V195H77ZM89 196H90V195H89ZM96 196H97V195H96ZM98 196H99V195H98ZM98 196H97V197H98ZM102 196H103V195H102ZM131 196H132V198H131ZM151 196H152V194H151ZM192 196H190V197H188V196L183 197V198H184L183 200H186V198L188 197V198H189V201L191 202V201L193 200V199H191ZM198 196H199V195H198ZM198 196H197V197H198ZM206 196H208V198H206ZM245 196H246V195H245ZM249 196H250V195H249ZM16 197H17V196H16ZM30 197H31V196H30ZM53 197H54V196H53ZM55 197H56V196H55ZM55 197H54V198H55ZM68 197H69V196H68ZM72 197H74V196H72ZM93 197H94V196H93ZM104 197H105V196H104ZM114 197H115V196H114ZM117 197H118V196H117ZM122 197H120V198L123 199ZM148 197H149L148 200L145 199L146 202H143L144 200L142 201L141 199H139V202H138L139 204H141V201L143 202V204L140 205V206H142V208L140 207L141 209H138L139 212H141V210H142L144 207H146V205H149V207H146V208H149V209H147V210H153L152 208L150 209V206H151V205H150V202H149V203L147 202V201L152 200V199H151L150 196H148ZM262 197H261V198H262ZM23 198H24V197H23ZM27 198H28V196H27ZM27 198H26V199H27ZM42 198H43V197H42ZM87 198H88V196H87ZM87 198H85V199H87ZM120 198H119V200H120ZM152 198H154V196H152ZM192 198L195 199L194 196H193ZM245 198H246V197H245ZM263 198H264V197H263ZM15 199H16V198H15ZM17 199H19V198H17ZM24 199H25V198H24ZM76 199H77V198H76ZM94 199H96V197H95ZM97 199H100V198H97ZM97 199L95 200V201H96V204L100 206L102 200L100 199L101 202H99ZM111 199H114V198H111ZM111 199L109 198V200L112 202ZM133 199H134V198H133ZM135 199H134V202L136 201V202H135V205H136V204H137V200H135ZM160 199L162 200V198H160ZM190 199H191V200H190ZM196 199H198V198H196ZM196 199H195V200H196ZM207 199H208V200H207ZM239 199H240V198H239ZM259 199H260V198H259ZM77 200H78V199H77ZM107 200H108V199L103 200V202H104V201L107 202ZM115 200H116V199H115ZM124 200H123V201H124ZM130 200L126 201V203H128V205L130 204L129 202H131ZM256 200L258 201L257 198H256ZM25 201H26V200H24V202H25ZM28 201H30V200H28ZM34 201H36V200L34 199V200H33V203H34ZM38 201H39V200L37 199V202H38ZM47 201H48V200H47ZM68 201H69V200H68ZM68 201H67V202H68ZM71 201H72V200H71ZM82 201H83V200H82ZM91 201H92V200H91ZM95 201H93V202H95ZM97 201H98V202H97ZM117 201H118V200H117ZM125 201H124V202H125ZM165 201H166V200H165ZM167 201H166V203H164L163 205H165V204L167 205ZM189 201H188V202H189ZM240 201H241V200H240ZM257 201H256V202H257ZM263 201H264V199H263ZM62 202H63V201H62ZM76 202H78V201H76ZM80 202H81V200H80ZM88 202H89V201H88ZM108 202H109V201H108ZM151 202H152V201H151ZM180 202H181V200H180ZM180 202H179V203H180ZM190 202H189V204H190ZM251 202H253L254 204H256V203H255L254 201H252V200H251ZM7 203H8V201H7ZM30 203H31V202H30ZM30 203H29V205H30ZM35 203H36V202H35ZM50 203H51V202H50ZM73 203H74V202H73ZM78 203H79V202H78ZM91 203H92V202H91ZM99 203H100V204H99ZM109 203H110V202H109ZM126 203H125V205H126ZM131 203H133V202H131ZM145 203H146V205H145ZM147 203H148V204H147ZM155 203H156V202H155ZM161 203H162V202H161ZM171 203L168 204L167 207H168L169 205H171ZM182 203H183V202H182ZM185 203H187V202H185ZM193 203H194V202H193ZM220 203H221V202H219V204H220ZM262 203H263V202H262ZM3 204H4V203H3ZM3 204H2V206L0 205L2 209L4 208V207H3ZM5 204H6V203H5ZM31 204H32V203H31ZM36 204H37V203H36ZM38 204H39V203H38ZM44 204H45V203H44ZM53 204H54V203H53ZM53 204H52V205H53ZM59 204H60V203H59ZM74 204H76V203H74ZM84 204H85V203H84ZM84 204H83V205H84ZM104 204H106V203H102V204H101V207H102V208H103V205H104ZM121 204H122L123 207L125 206L123 202H122ZM133 204H134V203H133ZM139 204H137V205L139 206ZM151 204H152V203H151ZM177 204H178V203H177ZM200 204H201V205H200ZM247 204H248V202H247ZM247 204H246V205H247ZM259 204H261L260 201H259ZM259 204H258L257 206H254V207L252 206V207H253L254 209H255L256 207H258V208H256V210H258V209H259V206H260ZM10 205H11V204H10ZM32 205H33V204H32ZM40 205H41V204H40ZM65 205H66V203H65ZM81 205H82V204H81ZM83 205L81 206L82 209H81V207H79L80 205L77 206V207H79V208H77V209L74 208L75 210L72 209L71 207H69L68 209L66 208V210H69V212H67L66 210H64V211H66V212H65V215H67L66 218H67V219H68V217L70 218L71 214H73V213H72L73 210H74V214L77 212L78 214H76V215H79V214H80V213H79V210H80V212H81V211L84 212V211L86 210V209H84V208H86L87 205H89L91 209H90V208L88 209V207H89V206H88V207H87L88 210H87L86 212H89V210H90V213H89L90 216H89V218L92 217V219L89 220L88 215H87V218H88V219H87V218H86V214H85V212H84V213L81 212L82 214L85 215V218H83V220H82V218H80V217H84V215H82V214H80V215H82V216H80V215H79V216H76V217H78V218H74V217H73L74 219H72V218H71V219L74 220V221H76V219H79V218H80V219L83 221L84 224H85L84 221H86V219H87L86 224H88L89 226H90V225H93V224H96V222H97V223H99V224H98L99 226H98L97 228L95 227L96 230L98 229L97 232H101L103 229H106V227L104 228V226H106V224H107V227H110L109 224H111V227L114 228L118 223H122V220H124V219L122 218V217H123V212H124V214L126 213V214L124 215L125 218H129V217L131 216V214H130V216H127L128 212L126 211V210H127L126 207H124V208L121 207V210L123 209V212H122V214H121V212H120V213H119V216L117 215V217H121V218L119 219L120 221H118V223H116V225H115V223L113 222V220H110V221H112V222H110L109 219L107 220V218H108V217H112V218H113V217L115 216V217H114V220H115V218H116V212H117V210H118V209H117L118 207H116L117 210L115 211L114 216H112L114 211H111V210H112L114 207L111 206V205H112L111 203H110V205L108 204L109 206L113 207L112 209L110 208L111 210L108 208V210H110V212L107 211V210H104V211H103L102 208H100V210H101V211H100L99 209H97V207H99V206L96 207V206H95V203H94V206H92V204L90 205V202H89V204L86 205V207H84ZM106 205H107V204H106ZM106 205H104V209H105V206H106ZM131 205H132V204H130L129 206H131ZM135 205H133V206H131V207H135ZM137 205H136V206H137ZM143 205H144V207H143ZM152 205H153V204H152ZM163 205H161V206H163ZM187 205H188V204H187ZM197 205H196V206H197ZM199 205H200V207H199ZM221 205H222V204H221ZM262 205H263V204H261V206H262ZM4 206H5V207H6V206L8 207V208L6 207V209L4 208L5 211H6L7 209L11 211V208H12L11 206H10L11 208L9 207V205H4ZM25 206H26V205H25ZM41 206H42V205H41ZM44 206H45V205H44ZM50 206H51V205H50ZM50 206H48V207H50ZM57 206H58V205H57ZM66 206H67V205H66ZM91 206H92V207H91ZM115 206H117V205H115ZM118 206H119V205H118ZM138 206H137V207H138ZM156 206H157V205H156ZM156 206H155V209H156ZM161 206H160V207H161ZM179 206L181 207L182 205H181V204H178L177 208H179ZM188 206H189V205H188ZM196 206H195V207H196ZM263 206H264V205H263ZM30 207H31V206H30ZM38 207H39V205H38ZM75 207H76V206H75ZM94 207H96L97 210H96ZM167 207L165 206L166 211L168 212L167 214L170 215V216H168V217H171V215H172L171 212H173L174 210H175V211H176V210H181V209H183L184 207H186V209H187V206H186V205H185L184 207L182 206L181 209H173V207H168L169 210L173 209V211L171 210V212H170L169 210H167ZM219 207H220V206H219ZM246 207H247V206H246ZM1 208H0V212H1V210H2ZM43 208H44V207H43ZM45 208H46V206H45ZM70 208H71L72 211L70 210ZM135 208H136V207H135ZM138 208H139V207H138ZM163 208H164V207H163ZM163 208L161 207V209H163ZM165 208H164V209H165ZM221 208H222V207H221ZM253 208H251L250 212H248V214H247L248 216H247V217H250V216H249V213H250V215H251V212H256V210H255V211H252V210H254ZM262 208H263V207H260L259 212L257 211V213H259L258 216H261V217H260V220H261V221H263V219H264V218L261 219V218L263 217L262 215H264V213L262 212V211H263ZM34 209H35V208H34ZM56 209H57V208H56ZM83 209H84V210H83ZM92 209L94 210V213H93ZM124 209H125V211H124ZM129 209L132 210L131 208H129ZM210 209H211V210H210ZM249 209H250V208H248V211H249ZM4 210L2 211V214H4V215H2V214L0 213V217H2V216L5 217V213H6V212H5ZM8 210H7V211H8ZM40 210H42V209H40ZM43 210H44V209H43ZM45 210H46V211H45ZM45 210L43 211V212H44V215H45V214H48V212H49L51 209H50V210L45 209ZM76 210H78V211H76ZM95 210H96V211L99 210L98 213L101 212V213H100V216H99V214H95V213H96ZM113 210H115V209H113ZM121 210H120V211H121ZM143 210L145 211V209H143ZM147 210L145 211V213H147ZM158 210H159V209H158ZM184 210H185V208H184ZM198 210H199V211H198ZM219 210H221V209H219ZM261 210H262V211H261ZM10 211H9V212H10ZM35 211H36V210H35ZM75 211H76V212H75ZM91 211H92V213L95 214L96 216H95V215L92 216ZM102 211H103V213H102ZM105 211L108 212L107 214L110 215V216H107V217H106L107 214H104ZM132 211L135 212L136 209L134 210V208H133ZM144 211H142V213H143ZM160 211H162V210H160ZM181 211H183V210H181ZM186 211H187V210H186ZM210 211H211V213H210ZM246 211H247V210L244 208L243 212L246 213ZM260 211H261L262 213H260ZM4 212H5V213H4ZM9 212H8V214H9ZM11 212H12V211H11ZM11 212H10V213H11ZM41 212H42V211H41ZM41 212H39V213H41ZM43 212H42L41 214H43ZM106 212H105V213H106ZM111 212H112V215H111ZM134 212H133V213H134ZM149 212H150V211H149ZM151 212H155V211H151ZM158 212H159V211H158ZM169 212H170L171 214H169ZM184 212H185V211H184ZM219 212H220V211H219ZM227 212H228V211H227ZM35 213H36V212H35ZM56 213H57V212H56ZM61 213H62V212H61ZM66 213H69V214L71 213V214L68 215V214H66ZM109 213H110V214H109ZM117 213H118V212H117ZM145 213H143V215H144L143 218L146 219V221H147V220H150V219H147L148 216H149V217L151 216L150 218L153 219V217H152V215H150V213H147V214H149V215H146ZM163 213L166 214L165 210H163ZM163 213H162V214H161V213L158 214V215L161 214V215H160L161 218L159 219V222H160L161 224L158 222L159 224L156 223L157 225H162L163 221H161V220H164V222H165L166 220L169 221V218L167 219V216H166L167 214L164 216ZM207 213H208V214L210 213V214L208 215ZM222 213H223V212H222ZM8 214H6L7 217H9ZM58 214H59V213H58ZM63 214H64V212H63ZM120 214H121L122 216H120ZM137 214H138V213H137ZM139 214H140V213H139ZM139 214H138L137 216H135L134 218H136V217L139 216L138 219H140L141 216H140ZM180 214H182V216H183L184 213L181 212ZM186 214L183 216V217H184V218H183V221H184L185 218H187V217H185ZM261 214H262V215H261ZM1 215H2V216H1ZM36 215H37V213H36ZM39 215H40V214H39ZM61 215H62V214H61ZM65 215H64V217H65ZM102 215H105V217H106L105 219H106L107 221H109V222L106 221V224H105V222H104L105 219L103 218ZM134 215H136V212H135ZM134 215L132 214V217H133ZM145 215H146V216H145ZM176 215H177V217H176ZM224 215H225V214H224ZM238 215H239V214H238ZM256 215H257V214L255 213V216H256ZM53 216H54V215H53ZM53 216H52V218H53ZM55 216H58V215L55 214ZM55 216H54V217H55ZM72 216H75V215H72ZM72 216H71V217H72ZM98 216L101 217V218H98V220H96V219H97L96 217H98ZM160 216H159V217H160ZM162 216H163L164 218H165V217H166V218L163 219ZM207 216H208V217H207ZM220 216H221V215H220ZM222 216H223V214H222ZM258 216H257V219H258L257 221H259ZM39 217H40V216H39ZM94 217L96 218V219H94V222H95V223H93V218H94ZM225 217H226V215H225ZM242 217H243V216H242ZM245 217H246V215H245ZM247 217H246V218H247ZM40 218H41V217H40ZM112 218H111V219H112ZM143 218H141V223H142V221H143L144 223L146 222L145 220H143ZM175 218L173 217V219H175ZM181 218H182V217H181ZM208 218H209V219H208ZM253 218H255V217H253ZM5 219H6V220H5V221H6V224H7V225L10 224V221H7L8 218H5ZM33 219H34V218H33ZM102 219H104V220L102 221ZM138 219L136 218V221H134V222L137 223ZM152 219H151V220H152ZM213 219H214V218H213ZM251 219H252V218H251ZM1 220H3V218H2ZM9 220H10V219H9ZM34 220H35V219H34ZM40 220H41V219H40ZM64 220H66V219H64ZM91 220H92V221H91ZM95 220H96V221H95ZM127 220H129V219H127ZM127 220H126L125 222L123 221L124 224H125V223L128 224V221H127ZM133 220H134V219H132V221H133ZM156 220H158V219H156ZM171 220H172V219H171ZM225 220H226V218H225ZM248 220H249V219H248ZM254 220H256V218H255ZM254 220H253V221H254ZM3 221H4V220H3ZM3 221H2V222H3ZM51 221H52V220H51ZM51 221H50V222H51ZM54 221H55V220H54ZM100 221H101V222H100ZM139 221H140V220H139ZM227 221H228V220H227ZM239 221H240V220H239ZM245 221H246V220H245ZM253 221H251V222H253ZM257 221H256V222H257ZM87 222H88V223H87ZM90 222H92V223L90 224ZM102 222H104V223H102ZM148 222H149V221H148ZM150 222H152V221H150ZM156 222H157V221H156ZM184 222H185V221H184ZM197 222H198V223H197ZM205 222H207L206 225H204ZM254 222H255V221H254ZM259 222H260V221H259ZM4 223H5V222H4ZM108 223H109V224H108ZM141 223H137V224H141ZM144 223H143V224H144ZM166 223H167V221H166ZM166 223H163V224L165 225ZM170 223H171V224H170ZM172 223H173L172 221L169 222V223H167V225H165V228L162 227L163 225L160 226V228H162V229L164 228L165 231L167 232V231H168L167 229H169V228H167L166 226H168V224L170 225V226H168V227H170V232L168 231L169 234L166 233L165 231H163L162 234H164L165 236L163 235L161 238L164 237L163 239H166V240L169 238L168 240H170L171 238L174 237V235H175L176 237H179V236L181 235V237H182V234H180V233L187 232L186 230H185L184 232H179V231H178V232H179V235H176V232H173V231H174L173 229L175 228V226L173 227L172 225H174V224H172ZM193 223H194V224H193ZM199 223H200V224L202 223V224L204 225V227H201L202 225L200 226ZM229 223H230V222H229ZM260 223H261V222H260ZM0 224H1V223H0ZM126 224L123 225V223H122V226H124V227H123L124 229H125ZM137 224H136V225H135L134 223L131 224V225H135L136 228L139 226V228L136 229V231L139 232V233L137 232V234L141 236L143 233H145V234H144V237H145V235L147 234V235H146V236H147L146 238H151V236H152L151 232H152V231H151V232L149 233V235H148V233H147L148 231H147V232H144L145 230L142 229V227L145 226L146 224H144V225L141 224L142 226H141V225H138V226H137ZM196 224H199V227H198V228H197L198 225H196ZM247 224H248V223H247ZM253 224H254V223H253ZM2 225L5 226V224H2ZM79 225H80V224H79ZM88 225H87V226H88ZM102 225H103V229H102ZM113 225H114V226H113ZM147 225H148V223H147ZM149 225H150V227H151L152 223H151V224L149 223ZM149 225L146 227V229H147V228H150ZM157 225H156V226H157ZM178 225H177V226H178ZM188 225L191 227L190 230H189ZM191 225H192V226H191ZM194 225H195L196 227H195ZM249 225H251V224H248V225H247L248 228L251 227V229H252V228H253L252 225H251V226H249ZM263 225H264V224H263ZM77 226H78V225H77ZM77 226H76V227H77ZM81 226H82V224H81ZM81 226H80V227H81ZM84 226H86V225H83L82 227H84ZM87 226H86V227H87ZM89 226H88V227H89ZM94 226H96V225H94ZM118 226L121 227V224H120V225L118 224L117 227H118ZM127 226H128V225H127ZM127 226H126V227H127ZM140 226H141V227H140ZM154 226H155V225H154ZM205 226H206V228H207L208 226H210V227H208V228H209V231H208V229H207V230H203V228H205ZM225 226H226V225H225ZM229 226H230V225H229ZM229 226H226V227H229ZM256 226L259 227L260 225L258 224V225H256ZM261 226H262V224H261ZM76 227H75V228H76ZM92 227H93V226H92ZM117 227H115L114 229H116ZM120 227L117 228V229H118V230L122 229V228H120ZM131 227H133V226H131ZM158 227H159V226H158ZM158 227H157V229H158ZM258 227H257V229H258ZM263 227H264V226H263ZM84 228H85V227H84ZM90 228H91V227H90ZM99 228H100V231H99ZM140 228H141V230H139ZM143 228H144V227H143ZM152 228H153V225H152V227H151L150 229L152 230ZM160 228H159V229H160ZM166 228H167V229H166ZM171 228H172V229H171ZM176 228H177V227H176ZM176 228H175V230H176ZM181 228H179V229H181ZM91 229L93 230L94 227L91 228ZM95 229H94V230H95ZM114 229H111V228H110L109 230H110V232H111V230H113V231H115V232H111V233L108 232L109 234H108V233H107V234L104 233V235L106 234V235H109V237H112V238H109V237L107 236V238L109 239V241H110V239H111L112 241H114V240H115V241H117V240L119 241L118 238H120V235L123 234V233L125 232V231H123V233H122V230L119 232L117 229H116L117 231L114 230ZM129 229H130V227L128 228V230H129ZM164 229H163V230H164ZM179 229H178V230H179ZM192 229H193V230H192ZM227 229H228V228H227ZM227 229H226V230H227ZM253 229H254V228H253ZM259 229H260V227H259ZM77 230H78V229H77ZM107 230H108V229H106V231H102L101 233H103V232H107ZM130 230H131V229H130ZM133 230H135V229H133ZM133 230H132V231H133ZM172 230H173V231H172ZM210 230H212V231H210ZM224 230H225V228H224ZM229 230H230V229H229ZM249 230H250V229H249ZM82 231H83V230H82ZM87 231H88V230H87ZM136 231H133V232H136ZM141 231H143V232H141ZM176 231H177V230H176ZM181 231H183V230H181ZM194 231H193V234H195ZM202 231H203L204 233H202ZM206 231H208V232H206ZM216 231H218V230H216ZM216 231H215V232H216ZM254 231H255V230H254ZM80 232H81V231H80ZM89 232H90V230H89ZM93 232H94V231H93ZM129 232L131 233V231H129ZM160 232H162V231L160 230ZM160 232H159V230L157 231V233H160ZM171 232H172V233H175V234H173V235L171 236V234H172ZM211 232H212V233H211ZM215 232H214V236L218 233V232H216V233H215ZM261 232H262V231H260L259 233H261ZM95 233H96V232H95ZM113 233H114L115 235L118 234V233H120V234H118V235H119L118 238L115 236V237H116V239H115V237L113 238V236H114V235H112ZM140 233H142V234H140ZM157 233H156L155 235H157ZM189 233H190V232H189ZM189 233H187V234L184 233L185 235L183 234L184 237H182V238L187 240V242L184 240V241H185L184 244H185V243H188V244H186V245H189V243H190L191 245H189V247L191 246V248H192V246H194V245L196 244V245H198V246L195 245V246L197 247V249H199V248H198L199 245H200V246L203 245V246H204V251L206 252L207 255L204 253V251H202L203 248L200 249L202 253L200 252V250L197 251V250L195 249V250H196V253H193V254H192V252H195V251H193V250H194V249H193L194 247L192 248V252H191V251L189 252L190 255H189V254L187 255V252L184 250V249H186V248H184V246L182 245V248H183L184 252H186L187 257H188V258H190V257L193 258V255H195V254H196V257H198V255L205 254L206 257H207V260L209 261L208 257H209V255H210V253H213V254L215 253L214 251L211 252V250H213L215 246L212 247L213 249L210 248V247H207V249L205 250V248H206V246H207V245H205L204 242H203V241H205V240H204L203 238H201L200 240L203 239V241H202V242L199 241V243H197L198 240L195 239L196 242L194 241V242H195V243H194V242H193L194 239H192L193 236H192L191 233H190V234H189ZM201 233H202V234H201ZM209 233H210V234H209ZM229 233H230V232H229ZM229 233H228V234H229ZM110 234H111L112 236H110ZM127 234H129V233H126V235H125L126 237L128 236ZM137 234L134 235V233H132V234H129V235L137 236ZM160 234H161V233H160ZM166 234H167V237H166ZM177 234H178V233H177ZM188 234L191 235L192 238H190L191 236L188 237V236H187ZM220 234H221V233L217 234L216 237L219 235V236H218V238H219V237H220ZM226 234H227V233H226ZM231 234H232V233H231ZM254 234H255V233L253 232V234H251V235L253 236ZM4 235H5V234H4ZM168 235L171 236V238H170ZM195 235H196V234H195ZM195 235H194V238H197V236L195 237ZM204 235H205V234H204ZM208 235H210V236H208ZM251 235H250V237H251ZM260 235H261V234H260ZM125 236H124V235H123V237L121 236V237L124 238V239L122 240V238H120V240H121L120 242H124V241L127 240V238H125ZM158 236H159V234H158ZM186 236H187L189 239H188ZM228 236H229V235H228ZM231 236H232V235H231ZM231 236H230V238H231ZM255 236H256V235H255ZM258 236H259V235H258ZM258 236H257V237H258ZM176 237H174V238L176 239ZM181 237H179V238H180V241L178 240L179 238L177 239L178 242H181V240L183 241V239H181ZM185 237H186V238H185ZM205 237H204V238H205ZM216 237H215V238H216ZM221 237H222V239H223V236H221ZM244 237H245V236H244ZM244 237H243V238H244ZM107 238H106V239H107ZM129 238H130V237H129ZM131 238H132V236H131ZM131 238H130V239H131ZM134 238H135V237H134ZM138 238H139V237H137L136 239H138ZM141 238H143V235H142ZM141 238H139V242L137 241L138 244L141 242V240H142ZM159 238H160V237H159ZM212 238L214 239V237H212ZM230 238H229V239H230ZM258 238H259V237H258ZM108 239L105 240V241L107 242ZM130 239H128V240H130ZM151 239H153V238H151ZM175 239H172V241H173V240L175 241ZM191 239H192V241H191ZM209 239H211V237H210ZM213 239H212V240H213ZM222 239H221V240H222ZM232 239H234L233 236H232ZM259 239H260V238H259ZM259 239H258V241H259ZM128 240H127V241H128ZM155 240H158V239H155ZM166 240H165V242H166ZM189 240H190L191 242H193V243H191ZM212 240H211V241H212ZM246 240H248V239H246ZM251 240H252V239H251ZM109 241L106 243V246H104V242H102L103 244H101V241L99 242V243H100L99 245H100V246L103 245V247H105V248H106V247H107V248H108V247L110 248V246L113 245L112 248L115 249V248L117 247L116 243L114 242L115 244H114V243L112 244V243H109ZM127 241H126V242H127ZM135 241H136V240H135ZM142 241L144 242V241H145V238H144ZM149 241H150V240H149ZM163 241H164V240H163ZM177 241H175V242H171V241H170V242L172 243V245L175 246V244H176V245L178 244ZM209 241H210V240H209ZM239 241H240V240H239ZM110 242H111V241H110ZM129 242H130V241H129ZM143 242H141V243H143ZM147 242H148V240L146 239V241H145V243H144L143 245H145ZM155 242H156V241H155ZM157 242L159 243V241H157ZM213 242H216V239H215V241H213ZM218 242H219V240H218ZM221 242H223V240H222ZM221 242H220V243H221ZM245 242H246V244H247V241H245ZM261 242H262V241H261ZM261 242L258 243V242H256V240H255V242H254L255 244L258 243V245L256 244V245H257V248H259V249H257V251H258V250L261 251V250L263 249V244L261 245ZM127 243H128V242H127ZM160 243H161V242H160ZM160 243H159L158 245H156V246H157V247H161V246H162L160 249H163V251L169 252V251H167V250H168L170 247L167 245V246H166L167 248H165V247L163 246L162 243H161V246H159ZM166 243H169V241L166 242ZM171 243H169V245H170ZM174 243H175V244H174ZM182 243H183V242H182ZM200 243H202V244H200ZM207 243H210V242L207 241ZM231 243H232V241H231ZM262 243H263V242H262ZM110 244H111V245H110ZM117 244L122 246L123 243H122V244H121V243L119 244V242H118ZM128 244H131V243H128ZM134 244H136V243H134ZM138 244H136V245H132V246H131V245H128V247H129V246L132 247V250H131V251H134L133 248H136ZM147 244H148V246L151 248V246L149 245V242H148ZM150 244H151V243H150ZM156 244H157V243H156ZM179 244H180V243H179ZM179 244H178V245H179ZM213 244H215V243H212V245H213ZM234 244H235V243H234ZM259 244H260L261 246H260ZM107 245H108V246H107ZM109 245H110V246H109ZM115 245H116V246H115ZM125 245H127V244L125 243ZM125 245H124V246H125ZM164 245H165V244H164ZM178 245H177V248H178V249H176V251L180 252L179 250H180L181 248H179ZM224 245H225V247H226V244H225V243H224V244H223V243L221 244L222 247H223ZM133 246H134V247H133ZM180 246H181V245H180ZM203 246H202V247H203ZM208 246H211V243H210V245L208 244ZM221 246H219V248H220ZM234 246H235V245H234ZM98 247H99V246H98ZM103 247H100L101 250H102ZM114 247H115V248H114ZM119 247H120V246H119ZM125 247H127V246H125ZM125 247H124V248H125ZM140 247L143 248L142 245H141V246L138 245V247H137L138 249L136 248L135 250H137L138 252L141 251V254H146V252H144V253L142 252V251L144 250V248H146V246H144L143 250H141L142 248L139 250ZM149 247L146 248L147 253H148V251L150 250ZM175 247H176V246H175ZM175 247H174V248H175ZM187 247H188V246H187ZM189 247H188V248H189ZM196 247H195V248H196ZM225 247H223V248H225ZM235 247L238 249V245L235 246ZM250 247H251V246H250ZM252 247H253V246H252ZM260 247H262V249H261ZM107 248H106V250H107ZM109 248H108V250L111 249V252H110V253L113 254V251H115V250H113L112 248H110V249H109ZM154 248H155V245H154ZM172 248H173V247H172ZM174 248H173V249H174ZM200 248H201V247H200ZM217 248H218V246L216 247V249H217ZM219 248H218V249H219ZM239 248H240V247H239ZM255 248H256V247H255ZM125 249H126V248H125ZM129 249H130V248H129ZM147 249H149V250H147ZM152 249H153V247L151 248V250H152ZM155 249H156V248H155ZM173 249H170V251H171V250H172V251H175V250H173ZM189 249H190V248H189ZM208 249H209V250H208ZM253 249H254V247H253ZM101 250H100V251H101ZM104 250H105V249H104ZM108 250H107V251H108ZM126 250H127V249H126ZM151 250H150V251H151ZM157 250H158V253H157L156 250H154V251H156V253H157V254H154V255H155V256L157 255V257L159 256V258H161V257H160V253H159V252H161V251H160L158 248H157ZM183 250H181V251H183ZM186 250L188 251V249H186ZM214 250H215V249H214ZM229 250H230V249H229ZM245 250H247V252L249 251L248 248H246ZM100 251L97 252V253L100 254ZM102 251H103V250H102ZM118 251H119V250H118ZM118 251H117V252H118ZM150 251H149V252H150ZM176 251H175V252H176ZM207 251H209L210 253L208 252V253H209V254H208ZM215 251H216V250H215ZM220 251H221V250H219V251L217 250L216 253L219 254ZM252 251H253V250H252ZM254 251H256V249H255ZM7 252H8V251H7ZM123 252H124V251H123ZM123 252L120 250V253H119L120 255H118V253H117L118 258L115 259V260H112V261H114V264H144V262L147 261V260H146V261H143V259L147 258V256H148L147 254L144 255V256H143V255L141 256V254H139L140 252H139V253H132V252L128 251V252L131 253V254H129V253H124V254H123ZM126 252H127V251H126ZM134 252H136V251H134ZM175 252H172V253L169 252V253L171 254V256H169V257H168L167 254L162 255V256H164V258H162V259H164L163 261H165V259H166L165 256H167V259L170 258V257L172 258V254L174 253L173 256H176V258L174 257L175 259L178 260V258L180 257L178 261H182V262H183V261L186 260L185 263H178V264H190V263H191V260H192V259L188 260V258L186 257V255H184V254H178V252H177L178 255H176ZM197 252H199V254H198ZM225 252H226V253H225ZM228 252H229V251H228V249H227V251H226V248H225V251H222L223 255L227 254V256H228L229 258L226 257V255H225L224 257H223V256L221 257L222 254H221V253L219 254L220 257H221V259H220L219 262L216 261V257H217V255L214 256L216 253L213 255L215 259H213V256L211 257L212 254L210 255L209 258H211V260L213 259L212 261L215 260V261L218 262L219 264L223 263V260H225V258H226V262H227V263H230V260L233 261L234 259H231V258H230V255H228V254H229ZM238 252H239V251H238ZM262 252H263V251H262ZM10 253L13 254L12 251H10L9 254H10ZM92 253H93V252L91 251V254H90L91 256L94 254V253H93V254H92ZM97 253L94 254V255H96V257H97ZM106 253H107V255H105V252H104V254L101 252V254H102V255L100 254L101 258L103 257V255H105V257L108 256L109 251L106 252ZM115 253H116V252H115ZM152 253H155V252H153V250L151 251L150 254H151L152 258H150L151 256H148V258L150 259V261L153 259V257H155L154 255H152ZM248 253H250V251H249ZM253 253H254V252H253ZM9 254H7L8 257L5 256V257H6L5 260L7 259L6 262H8V263H9V261H10L12 258H14V259H12V260L15 261L16 259H18L19 256H20V257L22 256V254H20V253L17 254L16 252H15V256H14V254H13V255H11V254L9 255ZM19 254H20V255H19ZM45 254H46V253H45ZM112 254H111V255H112ZM121 254H122L123 256H121ZM125 254H127V255H125ZM148 254H149V253H148ZM191 254H192V256H191ZM257 254H258V256H261V255H259L260 253L257 252ZM261 254H262V253H261ZM113 255H114V254H113ZM113 255H112V256H113ZM117 255L115 254L116 257H117ZM179 255H180V256H179ZM183 255H184V256H183ZM250 255H251V254H250ZM9 256H11V258H10ZM12 256H13V257H12ZM16 256H17V257H16ZM202 256H203V255H201V257H202ZM251 256H252V255H251ZM255 256H256V255H255ZM20 257H19V258H20ZM93 257H95V256H93ZM96 257H95L94 259H96ZM105 257H104V258H105ZM110 257H111V256H110ZM113 257H114V256H113ZM116 257H115V258H116ZM144 257H145V258H144ZM181 257H184L183 260H182ZM194 257H195V256H194ZM201 257H200V258H201ZM203 257H204V256H203ZM203 257H202V259H203ZM206 257H205V258H206ZM220 257H218V258H220ZM261 257H263V254H262ZM261 257H258V258H261ZM9 258H10V259H9ZM91 258H92V257H91ZM97 258H99V257H97ZM107 258H109V256H108ZM155 258H156V257H155ZM174 258H173V259H174ZM185 258H187V259H185ZM250 258H251V257H250ZM8 259H9V260H8ZM94 259H93V261H95V263L97 262V264H99V262H100L101 259H100V260L98 259V261H96L97 259H96V260H94ZM149 259H148V262L150 263ZM167 259H166V261L164 262L165 264H168L169 261H171V262H170L171 264H172V262H173L174 264H175V262H176V261H174V260L172 261V259H170L169 261H167ZM180 259H181V260H180ZM227 259H228L229 261H228ZM242 259H243V258H242ZM5 260H4V261H5ZM104 260H106V258H105ZM157 260H158V259H157ZM194 260H195V261H196V260L198 261V259L193 258L192 261H194ZM203 260H204V259H203ZM217 260H218V259H217ZM221 260H222V262H221ZM251 260H252V259H251ZM259 260L261 261L262 258L259 259ZM14 261H12V262H14ZM16 261H17V260H16ZM19 261H20V260H19ZM19 261H18V262H19ZM102 261H103V259H102ZM112 261H111V258H110V261H109V262H110L111 264L113 263ZM153 261H155V263H154V262H151L150 264H153V263L156 264V262H157L156 259L153 260ZM178 261H177V262H178ZM187 261H189V263H188ZM195 261H194V262H195ZM205 261H206V259H205ZM232 261H231V262H232ZM243 261H244V260H243ZM104 262H106V261H104ZM166 262H167V263H166ZM177 262H176V264H177ZM186 262H187V263H186ZM206 262H207V261H206ZM220 262H221V263H220ZM226 262H224L223 264H225ZM233 262H234V261H233ZM233 262H232V264H233ZM15 263H16V262H15ZM110 263H109V264H110ZM149 263H148V264H149ZM158 263L160 264L161 262H158ZM218 263H217V264H218ZM235 263H236V261H235ZM235 263H234V264H235ZM239 263H240V262H239ZM244 263H245V262H244ZM249 263H250V262H249ZM9 264H12V263H9ZM13 264H14V263H13ZM16 264H17V263H16ZM19 264H20V263H19ZM100 264H102V262H100ZM145 264H147V263H145ZM230 264H231V263H230Z\"/></svg>","mask_w":264,"mask_h":264}]
</instances>
